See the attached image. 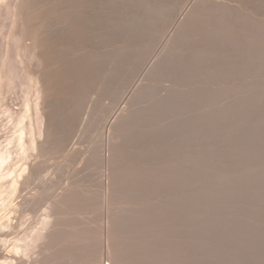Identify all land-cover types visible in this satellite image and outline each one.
Returning <instances> with one entry per match:
<instances>
[{"label": "bare ground", "instance_id": "1", "mask_svg": "<svg viewBox=\"0 0 264 264\" xmlns=\"http://www.w3.org/2000/svg\"><path fill=\"white\" fill-rule=\"evenodd\" d=\"M241 0H239L238 1V4L239 3H241L242 2V4L243 3H246V4H248L245 0H242L241 2H240ZM243 1H245V2H243ZM247 1H249V0H247ZM256 1V0H255ZM263 1V0H262ZM253 0H252V2H250V3H252L253 4ZM260 2V1H259ZM246 4H243V6L245 5V6H249V5H246ZM241 5V4H240ZM256 5V4H255ZM257 5H258V2H257ZM261 5V4H260ZM259 5V6H260ZM242 6V5H241ZM245 6H244V9H245ZM252 6V5H251ZM259 6H256V8L257 7H259ZM255 7V6H254ZM212 8V9H211ZM240 8V6H237V2H236V0H0V116L3 114V116L5 117V119H7V120H9V121H7V122H9V124L7 123V125H8V127H5L4 125H6V124H4V125H1L0 127H2V129H0V201H1V198H2V201L3 202H0V203H2L3 205H0V206H2L3 208H1L0 207V212L2 211V210H4V221H3V223H1V225H0V228H3V229H1V231H0V264H162L165 260H164V258L165 257H167L168 256V254H170L168 257H170L171 258V260H174V261H172L171 262V260L168 258V260L170 261V263H172V264H185L184 263V258H185V256H184V253L186 252H184V247H182L183 245H184V243L187 241V239H186V241L185 240H183V239H185L184 237L186 236V232H181V236L179 237H177L176 235H180V232L178 233V232H176L177 234L175 235V233L172 235V233L173 232H171L170 233V228H169V230H168V232H169V234H171V238H172V240L173 241H171V240H169L168 238V240L171 242V244L174 242V241H176V243H174L176 246L174 247V248H172V247H170V248H172L173 250H170V253H169V251H168V249H166V246H165V244H164V248H161L162 246H163V242H167L168 240L165 238L166 237V234H167V236L169 235L168 233H166L167 231V227L169 226V227H171L170 226V224H171V222H173L174 220L171 218V212H172V209H173V207L176 205V203H177V201L179 202L180 200L176 197L175 199L177 200H175L173 197H175V196H177V192L175 191H173L172 192V190H171V187H174V184H180V182L179 181H182V180H179L178 178H180V175H179V177L177 176V175H175L176 177H178V178H176V180H178V181H176V180H174L175 179V176L174 177H172V175L173 174H176V172H177V168H178V172H179V170L181 169L182 170V168H181V163L179 162H177V160H178V157H180L179 158V160L178 161H180V159H181V157H182V155L181 156H175V157H172V158H174L175 159V161L177 162H173L172 164V166H174L175 164H178V165H175V172L174 171H172V170H167V167H169V169L171 168V169H173V167L170 165L171 164V156H170V162H168V160H167V162L164 160V163L166 162V164H165V166L167 165V163H169L168 165H170V166H166V170L168 171V172H170V171H172V172H174L173 174H172V172H170L171 174H169V173H166V172H164V175L162 176V174L163 173H161V170H160V174H159V172H158V169H163L164 167H163V165H164V163H163V161H161V163L163 164L162 165V167L161 168H155L157 165H155V169L157 170H154V171H156V173H153V174H155L156 176H158V174L161 176V177H159V178H163V179H165L166 178V181H163L162 179H160V180H158V177H156L155 175H152L153 176V179L156 177L157 178V185L156 184H154V185H156V186H160L161 184H163L164 182H165V184H166V186L167 187H169V186H171V187H169L170 188V190L168 189V188H166L165 186L163 187V185H165V184H163V185H161V187H163V188H161V187H159V188H161V189H163L164 191H165V194L164 195H166V196H168V201H171L170 200V198H171V196L172 195H174V196H172V198L174 199H172V201H174V203L173 204H175L173 207H169V205L170 204H172V202L170 203V204H167V203H169L168 201L166 202L165 201V199H167L164 195H163V193L157 188H155L153 185V187L151 186V187H148V186H144L143 184H144V182L143 183H140V184H138L139 182V176H141L140 178H141V181L140 182H142V181H144V180H146V182H145V184H147L148 185V180H149V177L148 176H146V177H148V180L147 179H143L144 178V176L142 177V175H139L138 176V173L137 172H139L140 170L141 171H143L142 169H140L139 171L137 170H135L136 171V176H138V178L135 176V178L137 179L136 181L138 182H136L135 181V178L134 179H131L132 180V187L130 188L129 186H127V187H129V188H127V190L128 191H130V194H129V197L125 194L126 192H128V191H126V189H124L125 188V186H126V184H128L127 182H128V179L131 177H134L133 175H135V171L131 168L130 170H133V171H131V172H133L134 174L133 175H131V173L130 172H128V170L127 169H129L128 167L129 166H131V165H127V168H126V170H124V169H122V168H119L120 166H122V165H120V166H115V167H118L120 170H124V171H126V172H128L129 173V175H130V177H127V175H128V173L126 174V173H124V175H123V172H121V174H122V176H126L125 178H128V179H126V180H124L125 178L124 177H122L121 176V174H120V177L119 178H117L118 176H119V174H117L118 176L116 177L117 178V180L116 181H118V179H119V181H121L122 182V185H120L121 187H119L116 183H119V181L118 182H116V183H114V181H113V179H114V175L116 176V173L114 172V171H116V172H119V170H117L118 168H116V170H115V168H114V152L115 151H113V149L114 150H117L116 152L119 154V148H120V146H119V144L117 143V142H119L118 140V136L120 135V134H118V136L116 135V133H118V132H121V130L123 131L124 129L126 130V129H128V127H130L129 126V122L131 121V117H132V114H131V112H132V107H134V104H133V106L131 105L132 104V102L134 101L133 100V98H134V95L135 94H137V92H138V90H140L139 88H140V85H138V82H137V85H135V75H138V74H140V73H146L147 72V74H148V76H147V74L145 75L146 76V80L148 81H153V77L150 79V75L151 74H149V73H152L153 74V76L155 75V73L157 72V71H159L160 69H162V67H161V65H160V67L158 68L159 70H156V72H155V69L154 70H152V71H149L150 69H152V68H154L155 67V65H157L158 64V58L155 56L154 57V50L156 49V47H157V45L158 44H156L155 42H157L158 43V38L159 37H154L156 40H154V38L152 37L151 39H153L152 41H154L153 42V44L151 45V44H149V43H152V42H150L149 41V43H148V45H147V41L148 40H146L147 39V37L148 38H150V36H152V33H153V30L154 29H156V28H158V27H155V26H157V25H159L158 23L159 22H161L162 24H163V22H170L169 23V25H168V27H167V25L165 26V25H163V27H164V32L162 33V32H158V30H157V32H158V34H161L162 35V37H161V35H160V38H162V40L160 41V39H159V43L160 44H162L163 43V41H164V43H163V45H162V50L158 53V55L159 54H161L162 52H163V50H165V49H168V48H171L172 49V46L176 43H178L179 44V42H180V44H181V40L180 39H182V36L184 37V39H187L186 38V35H187V33L188 34H190L188 31V29H190V27H193V25H195V23L197 22H200L199 24L201 25L202 24V22L204 23V22H207V24L209 23V22H211V21H214L215 23H218L219 24V22H224L225 20L226 21H228V23L229 22H232L233 20H232V16L233 15H237V17L235 18H233V19H237L238 21H241L242 23H244V22H246L247 23V21L248 20H246L247 18V16L249 15H247V16H245L244 14V11L242 10V8H241V10L243 11V15H242V17L241 18H239L238 17V14H240L239 13V9ZM210 9L212 10V11H210ZM238 9V10H237ZM251 9H252V7H251ZM250 9V10H251ZM259 9V8H258ZM240 10V12H242ZM246 10H247V8H246ZM255 10H257V9H255ZM262 10H264V9H262ZM214 12L213 14L212 13H210V12ZM216 11V12H215ZM238 13H236V12ZM247 11H249V10H247ZM252 12V11H251ZM260 12H261V10H260ZM233 13V14H232ZM235 13V14H234ZM255 13V12H254ZM264 13V12H263ZM262 13V14H263ZM232 14V15H231ZM247 14V13H246ZM257 14V13H256ZM262 14H259V15H262ZM210 15L211 16H213V17H210ZM231 15V16H230ZM240 15V16H241ZM245 16V17H244ZM229 17H230V19H229ZM244 17V18H243ZM262 17V16H261ZM210 18H211V20H210ZM213 18L215 19V20H213ZM246 18V19H245ZM253 18V17H252ZM263 18V17H262ZM228 19V20H227ZM241 19H243V20H241ZM245 19V20H244ZM216 20H218V21H216ZM235 21V22H232V23H239L238 21ZM253 20V19H252ZM259 21H260V19H258ZM111 22H114L113 24H115V25H112V23ZM158 22V23H157ZM213 22V23H214ZM248 22H251L250 20L248 21ZM254 22V21H253ZM256 22V21H255ZM260 22H262V20L260 21ZM123 23V24H122ZM220 23V24H221ZM226 23V22H225ZM225 23H222V24H224L225 25ZM241 23V24H242ZM263 23H264V20H263ZM124 24H125V26L126 25H130L129 27L130 28H132L130 31L128 30V32H129V36H131L132 37V41H134L133 39L136 37V35H138V36H141L140 38H138L140 41H141V39H142V37H143V40H146V41H144L145 43H143V45L142 44H140V42H139V40H135V42H137V43H139L138 45H137V50L136 51H138L139 49V47H145V46H147V47H151V48H146L145 47V50L144 51H142V52H140V54H139V52H137V54L136 55H138V58H137V60L135 61V63H133V64H131L130 65V63H129V65L130 66H128V68H126V71L124 72V73H122V74H120V75H113V73H115L116 71H117V69H116V71H114L113 73L112 72H110V71H112L111 70V68H110V63L112 62H110V61H108L107 63L105 62V59H106V57H105V54H104V52H103V50H101V48L100 47H102L101 45H102V42H103V40H104V38H106V37H109V38H111V36H113V34L115 33V32H118V31H120V32H122V31H124V30H126L125 29V27H123L124 26ZM157 24V25H156ZM245 24V23H244ZM262 24V23H261ZM260 24V25H261ZM119 25H121V26H119ZM205 25H206V23H205ZM211 25V24H210ZM209 25V26H210ZM212 25H214V24H212ZM216 25V24H215ZM240 25V24H239ZM250 25V24H249ZM259 25V26H260ZM115 26V27H114ZM128 26H126V27H128ZM196 26V25H195ZM208 26V27H209ZM217 26V25H216ZM220 26V25H219ZM242 26V25H241ZM245 26H246V24H245ZM118 27V28H117ZM161 27V26H160ZM159 27V28H160ZM197 27V26H196ZM202 27V26H201ZM204 27V26H203ZM202 27V29H203V31H205L206 30V28H207V25H206V28L204 29ZM210 27H212V29L214 28L213 26H210ZM234 27V26H233ZM236 27H239L238 25L236 26ZM247 27V26H246ZM251 27L253 28L254 26H252L251 25ZM256 27V26H255ZM254 27V28H255ZM261 27V26H260ZM260 27H258L259 29H260ZM264 27V26H263ZM118 29V31H117V29ZM122 28V29H121ZM124 28V29H123ZM193 28H195V27H193ZM224 27H222V30H221V27H218V29L216 30V33H217V35H220V36H218L219 38L221 37V34L223 35L224 33H227L226 32V29L224 30L223 29ZM227 28L229 29V27L227 26ZM232 28V27H231ZM243 28V27H242ZM250 28V27H249ZM253 28V29H254ZM257 28V27H256ZM257 28V29H258ZM262 28V27H261ZM128 29V28H127ZM196 29H200L199 28V26L196 28ZM202 29H200L201 30V32H203L202 31ZM235 29H237V28H235ZM234 29V31H236ZM245 29V28H244ZM243 29V30H244ZM257 29H254V30H257ZM258 29V31L260 32V30ZM264 29V28H263ZM262 29V31L264 32V30ZM161 31L163 30V28L162 29H160ZM209 30V29H208ZM215 30V29H214ZM214 30H213V32H214ZM238 30V29H237ZM250 30V29H249ZM59 31V32H58ZM207 31V30H206ZM205 31V32H206ZM210 31H211V29H210ZM209 31V32H210ZM232 32H233V30H231ZM239 31V30H238ZM240 31H242V30H240ZM251 31V30H250ZM250 31L248 32V33H250ZM261 31V32H262ZM58 32V33H57ZM127 31H125V32H123V34L125 33V35H127V33H126ZM150 32H151V34H150ZM192 32H193V30H192ZM195 32V31H194ZM208 32V33H209ZM230 32V31H229ZM246 32V31H245ZM253 32V31H252ZM255 32V31H254ZM156 33V32H155ZM196 33H197V31H196ZM211 33H212V31H211ZM215 33V32H214ZM213 33V34H214ZM215 33V34H216ZM234 34H235V32H233ZM237 33V32H236ZM244 33V32H243ZM122 34V33H121ZM157 34V33H156ZM186 34V35H185ZM199 34H201V33H199ZM198 33H197V35L198 36H200ZM203 34V33H202ZM207 34V33H206ZM210 34V33H209ZM214 34V36H217V35H215ZM232 34V33H231ZM241 34H242V32H241ZM256 34V33H255ZM259 34H261V33H259ZM111 35V36H110ZM148 35V36H147ZM150 35V36H149ZM155 35V34H154ZM153 35V36H154ZM191 35H193V33L191 34ZM194 35H195V33H194ZM210 35H212V34H210ZM209 35V36H210ZM227 35H228V33H227ZM230 35V34H229ZM237 35H238V33L236 34V37H237ZM239 35H240V33H239ZM250 36H252L253 37V35L252 34H249ZM258 35V34H257ZM256 35V36H257ZM263 37H264V34H261ZM128 36V35H127ZM145 36H147V37H145ZM189 36V35H188ZM207 36V35H206ZM224 36H225V34H224ZM241 36V35H240ZM243 36V35H242ZM134 37V38H133ZM195 37H197V36H195ZM205 37V36H204ZM208 37V36H207ZM217 37V41H220V39ZM230 37V36H229ZM229 37H228V39H229ZM245 37H246V34H245ZM247 37H248V35H247ZM251 37V38H252ZM258 37V36H257ZM256 37V38H257ZM117 38V37H116ZM203 38V36L201 37V39ZM212 39H213V35H212V37H211ZM223 38V37H222ZM221 38V42H222V40H224V39H222ZM225 38V37H224ZM235 38V37H234ZM249 38V37H248ZM247 38V40H251V39H248ZM255 38V37H254ZM255 38V39H256ZM262 38V37H261ZM260 38V39H261ZM112 40H116V41H118L117 39H115V38H111ZM184 39H182V40H184ZM189 39V38H188ZM187 39V40H188ZM190 39H191V37H190ZM236 39V38H235ZM240 39H241V37H240ZM259 39V38H258ZM257 39V40H258ZM259 39V40H260ZM110 40V39H109ZM111 40V41H112ZM126 40V39H125ZM178 40H180L179 42H178ZM192 40V39H191ZM197 40H198V38H197ZM196 40V41H197ZM203 40H204V38H203ZM208 40V39H207ZM227 40V39H226ZM237 40V39H236ZM244 40H246V38H244L243 39V43H244ZM121 41V40H120ZM120 41H118V42H120ZM186 41V40H185ZM184 41V42H185ZM189 41V40H188ZM193 41V40H192ZM192 41H190V42H192ZM198 41H200V39L198 40ZM206 41V40H205ZM204 41V42H205ZM209 41H214V40H209ZM225 41V40H224ZM228 41V40H227ZM226 41V42H227ZM231 41V40H230ZM239 41V40H238ZM241 41V40H240ZM240 41H239V43H240ZM253 40H251V42H252ZM264 40H262L261 42H263ZM109 42V41H108ZM117 42V43H118ZM123 42H125V41H122V44H123ZM183 42V41H182ZM183 42V43H184ZM201 42H202V40H201ZM237 42V41H236ZM253 42H255V41H253ZM252 42V43H253ZM112 43H114V42H111V44H109V45H116V43L115 44H112ZM141 43H142V41H141ZM182 43V44H183ZM200 43V42H199ZM215 43V42H214ZM217 43V42H216ZM223 43V42H222ZM231 43V42H230ZM235 43V42H234ZM252 43H250V44H252ZM259 43V42H258ZM126 44H128V45H130L129 43H125V45ZM144 44H146L145 46H144ZM156 44V47H154L153 48V45H155ZM159 44V45H160ZM192 44V43H191ZM206 44V43H205ZM205 44L203 43V46H205ZM210 44H211V42H210ZM213 44V43H212ZM220 44V42L217 44V45H219ZM227 44H229V43H226L225 45H227ZM246 44V43H245ZM254 44V43H253ZM253 44H252V47H251V45H250V47H251V49L253 48ZM261 44V43H260ZM260 44H257V43H255V47H256V45H259L260 46ZM263 44V43H262ZM262 44H261V47H262ZM128 45H126V47L128 46ZM151 45V46H150ZM187 45V44H186ZM189 45V44H188ZM193 45V44H192ZM195 45V44H194ZM209 45V44H208ZM222 45V44H221ZM224 45V44H223ZM222 45V46H223ZM232 45V44H231ZM230 45V46H231ZM234 45H236V48H237V44H234ZM241 45V44H240ZM247 45V44H246ZM249 45V44H248ZM248 45H247V47H248ZM103 46H105V45H103ZM121 46V45H120ZM123 47H124V45H122ZM136 46V45H135ZM135 46H132V47H135ZM171 46V47H170ZM176 46V45H175ZM183 46V45H182ZM181 46V47H182ZM202 46V45H201ZM211 46V45H210ZM216 46V45H215ZM220 46V45H219ZM229 46V47H230ZM106 47H108V45H106ZM116 47H117V45H116ZM158 47H160V46H158ZM177 47V46H176ZM178 47H179V45H178ZM191 47V46H190ZM198 47V46H197ZM207 49H208V47L207 46H205ZM221 47V46H220ZM234 47V46H233ZM239 47V46H238ZM260 47V48H261ZM103 48V47H102ZM120 48V47H119ZM152 48L154 49L153 50V52H152ZM186 48V47H185ZM199 48V47H198ZM205 48V49H206ZM210 48V47H209ZM225 48V47H224ZM227 48H228V45H227ZM226 48V49H227ZM231 48H232V46H231ZM244 48H245V46H244ZM257 48H259L258 46H257ZM109 49V48H108ZM127 49H128V47H127ZM125 47H124V51L125 50H127ZM142 50H143V48H141ZM141 49H140V51H141ZM149 49H151V51L149 50ZM173 49L175 50V48L173 47ZM178 49V48H177ZM200 49H202V48H200ZM206 49V50H207ZM213 49H215L214 47H213ZM212 49V50H213ZM221 49V48H220ZM226 49H224V50H226ZM233 49V48H232ZM241 49V48H240ZM254 49V48H253ZM261 49H263V48H261ZM78 50H86V54L84 53V54H82V55H80V58H79V56H78V59L76 58H73V59H75V60H69L70 59V55L71 54H73V51H78ZM132 50H134L133 48H132ZM149 50V51H148ZM158 50V49H157ZM156 50V51H157ZM174 50H171V54H170V49L168 50V53H169V55L168 56H172V51H174ZM188 50H189V48H188ZM187 50V51H188ZM194 50H195V48H194ZM193 50V51H194ZM206 50H204V51H206ZM210 50H211V48H210ZM210 50H208V51H210ZM221 50H223V48L221 49ZM230 50V49H229ZM236 50V49H235ZM238 50V49H237ZM258 50V49H257ZM260 50V49H259ZM258 50V51H259ZM106 53H108V50H104ZM109 51H111V49L109 50ZM112 51H113V49H112ZM135 51V52H136ZM155 51V52H156ZM176 51V50H175ZM174 51V52H175ZM186 51V52H187ZM190 51V50H189ZM203 51V50H202ZM203 51V52H204ZM216 51V50H215ZM219 51V50H218ZM227 51V50H226ZM79 52V51H78ZM165 52L167 53V51L165 50ZM165 52H163L164 54H165ZM191 52V51H190ZM200 52V51H199ZM220 52V51H219ZM222 52V51H221ZM230 52H231V50H230ZM251 52H253L252 50H251ZM255 52V51H254ZM253 52V53H254ZM110 53V52H109ZM113 53L115 54V51H113ZM143 53V54H142ZM176 53V52H175ZM180 53V52H179ZM178 53V54H179ZM198 53V52H197ZM208 53V52H207ZM206 52H205V54H207ZM216 53V52H215ZM226 53V52H225ZM224 53V54H225ZM229 53V52H228ZM245 53H247V52H245ZM249 53V52H248ZM257 53V52H256ZM255 53V55H258V54H256ZM259 53H262L261 51H259ZM114 54H110V56H109V54L107 55L106 54V56L108 57L109 56V58H108V60L110 59V58H115L114 56H111V55H114ZM186 54V53H185ZM187 54H190V53H187ZM193 54H195L196 55V53H194L193 52ZM201 53H199V54H197V55H200ZM205 54H204V56H205ZM230 54V53H229ZM228 54V55H229ZM252 54V53H251ZM121 57H122V55L121 54H119ZM129 55V54H128ZM157 55V54H156ZM177 55V54H176ZM195 55H194V57H192L193 58V61H194V59L196 58L195 57ZM82 56V57H81ZM118 56V55H117ZM163 56V55H162ZM174 56H175V54H174ZM173 56V57H174ZM225 56V55H224ZM229 56H231L232 57V55H229ZM239 56V55H238ZM251 56H253V55H251ZM263 56V55H262ZM127 57H129V56H127ZM152 57H154V58H152ZM164 57V56H163ZM163 57H161V60L160 61H162V59H163V61H166L165 59L167 58L166 57V54H165V58H163ZM178 57V56H177ZM176 57V58H177ZM179 57H181V56H179ZM187 57V56H186ZM201 57V56H200ZM206 57H208V56H206ZM228 57V56H227ZM230 57V58H231ZM240 57V56H239ZM256 57V56H255ZM125 58V57H124ZM129 58H131V56L129 57ZM129 58H125V59H128L129 60ZM175 58V57H174ZM191 57H190V59H192ZM199 58V57H198ZM202 58V57H201ZM209 58V57H208ZM235 58H237V57H235ZM243 58H245V57H243ZM250 58V57H249ZM253 58V57H252ZM252 58H251V60H252ZM117 60H119V62L121 61V59H120V57L119 58H116ZM132 59V58H131ZM171 60V57L170 58H168V60ZM187 59H188V57H187ZM186 59V60H187ZM190 59H188L187 61L189 62V60ZM197 59V58H196ZM204 59V58H203ZM234 59V58H233ZM240 59H241V57H240ZM247 58H245V60H246ZM254 59L255 58H253V61H254ZM261 59H263V57L261 58ZM110 60H112V59H110ZM177 60H179V59H177ZM199 60V59H198ZM201 60V59H200ZM206 60H207V58H206ZM228 60H229V57H228ZM231 61H232V59H230ZM229 60V61H230ZM244 60V59H243ZM250 60V61H251ZM258 60V58L255 60V63H256V61ZM107 61V60H106ZM124 61H126V60H124ZM130 61V60H129ZM128 61V62H129ZM132 61H133V59H132ZM132 61H130V62H132ZM193 61H192V63L191 64H193L194 65V63H193ZM226 61H227V58H226ZM236 61V60H235ZM240 61V60H239ZM249 61V59H248V62H250ZM260 61V59L258 60V62ZM110 62V63H109ZM114 63H115V61H113ZM166 62H168V61H166ZM173 62V61H172ZM175 62V61H174ZM174 62H173V64H174ZM185 62V61H184ZM191 62V61H190ZM196 62V61H195ZM242 62H244V61H242ZM114 63H112V65L114 64ZM121 63H123V62H121ZM120 63V64H121ZM126 63V62H125ZM159 63H161V62H159ZM165 63V62H164ZM201 63V62H200ZM199 63V64H200ZM202 63H204V62H202ZM201 63V64H202ZM227 63H228V61H227ZM231 63H233V62H231ZM246 63H247V60H246ZM254 63V65H256ZM260 63H261V61H260ZM128 64V63H127ZM198 64V63H197ZM226 64V63H225ZM229 64V63H228ZM251 63H249V65H250ZM125 64H122V65H118V66H123V68H125V66H127V65H125ZM159 65V64H158ZM235 66H236V64H234ZM240 65V64H239ZM244 65H246V64H244ZM253 65V63L251 64V66ZM257 65H258V63H257ZM115 66V65H114ZM162 66H163V64H162ZM172 66V65H171ZM186 66H187V64H186ZM189 67H190V64L188 65ZM192 66V65H191ZM197 66V65H196ZM228 66V65H227ZM233 65H231V67H232ZM248 66V65H247ZM174 67V66H173ZM172 67V68H173ZM193 67H195V66H193ZM192 67V68H193ZM240 67V66H239ZM115 68H116V66H115ZM118 68H120V67H118ZM167 68H169V67H167ZM166 68V69H167ZM200 67H198L197 69H196V71L199 69ZM202 68V67H201ZM200 68V69H201ZM165 69V70H166ZM170 69V68H169ZM177 69V68H176ZM182 69H184V67L182 68ZM186 69H188V67L186 68ZM123 70V69H122ZM163 71H165L164 69H162ZM162 70H160V71H162ZM168 70V69H167ZM178 70V69H177ZM189 70V72H190V68L188 69ZM192 70H194V69H191V71ZM121 71V70H120ZM120 71H118V72H120ZM149 71V72H148ZM159 71V72H160ZM184 71H186V70H184ZM195 71V72H196ZM199 71V70H198ZM78 72H81V76L84 74V76L86 75V76H92V75H95V79L94 80H90V81H95L96 82V80H97V77H99V78H101V82H102V84L103 85H105L106 86V88H105V90H104V92L106 91V92H108V89H109V92L108 93H106V95H108L109 97H111L110 95H109V93H110V91H112V90H114V91H112L113 93H114V96L115 97H117L118 96V104H119V109H118V111L115 109V111H117V112H111V113H109V111H105L104 112V110H102V107L100 108V107H98V109L96 110V109H92L93 111L94 110H96V111H94V113L92 114V115H94L93 116V118H91V120L92 119H96V120H94V121H98V122H93V120L91 121V123L89 124L90 125V127H91V125H95L96 123H98L99 125H100V123H99V121L101 122V121H103L102 122V124H101V128L103 129V131H105V130H107V141H106V145L105 146H103V148H100V150H97L96 149V151L98 152L97 154L98 155H96V151H95V155L97 156L96 158H98V156H99V159H100V161L102 162V166H104L105 168V170H102L101 172H103V171H105V173H104V175H103V173H100V177H99V175H97L96 176V174H97V172H96V174H95V177H99V179H98V181H97V178H96V181L97 182H100L101 181V184L99 183V186L97 185V187H98V189H95L96 190V192L93 190L94 188H96V187H93V188H91L92 186H93V183H92V181H91V183H92V186H88L89 184H91V183H85L86 184V186H84L83 184L82 185H76V183H70V184H66V185H64V186H61L60 188H58L57 190H56V188L57 187H55L54 186V179L56 180V178H54L53 176V178H51V177H49V173H48V171L50 170L51 171V169L50 168H52L51 166H50V164H49V159H51L50 158V156L52 155V153H53V155L54 154H56V152H57V155H56V158H57V156H58V153H60L59 155H60V158H61V155L62 156H64L63 154H66L67 156H69V157H71V158H73L74 157V159L73 160H77L76 159V157H75V147H72L73 145L70 143L71 142V139L73 138V136H77V135H73V136H70L71 135V133L70 132H68V134L66 133V131L69 129H67L66 130V127H65V129H64V127L63 126H61L60 125V123L62 124V125H64L63 123L64 122H66L65 124L66 125H68V121H70L69 119H70V113L72 112V109L71 108H67L68 110L66 111V113L67 114H63L62 112H60V111H62V110H59L58 108L61 106L62 107V105H63V103H62V105H59V107L57 106V101H56V93H57V91L60 89H65V88H67V87H72L73 85L74 86H76V85H78V83L80 82V80L79 79H83V77L81 78H78V80H79V82H78V80H76L77 82H75L74 80L73 81H71V77H73L74 75H76ZM167 71H165V73H166ZM177 72V71H176ZM183 72V71H182ZM83 73V74H82ZM112 73V74H111ZM173 74H174V72H172ZM164 74V73H163ZM190 74H191V72H190ZM168 75V78H170L171 76H170V74H167ZM172 75V74H171ZM192 75H194V73L192 72ZM77 76V75H76ZM140 77H142L141 75H139ZM162 76V75H161ZM170 76V77H169ZM173 76V75H172ZM90 77H88V78H90ZM174 77V76H173ZM177 77V76H176ZM172 78V77H171ZM76 79V78H75ZM86 79V78H85ZM91 79V78H90ZM139 79V78H138ZM155 79H158L159 80V82H161L162 80L161 79H159L158 77L157 78H155ZM177 79H178V77H177ZM88 80V79H87ZM141 80V79H140ZM157 80V81H158ZM164 80V79H163ZM173 80V79H172ZM171 80V81H172ZM175 80V79H174ZM179 80V79H178ZM83 81V80H82ZM97 81H99V79L97 80ZM142 81H144V80H142ZM155 82H156V80H154ZM171 81H169V82H171ZM175 81H177V80H175ZM77 83L76 85H75V83ZM84 82L86 83V81H83V84H84ZM87 82H89V81H87ZM146 82V81H145ZM145 82H143V83H145ZM178 82V81H177ZM90 83V82H89ZM99 83V82H98ZM142 83V84H143ZM171 83H173V82H171ZM176 83V82H175ZM83 84H79V86L77 87V91H78V89L80 90L81 88H83ZM100 84V83H99ZM191 84V83H190ZM189 84V85H190ZM87 85H89V84H87ZM150 85V84H149ZM170 85V84H169ZM73 86V87H74ZM81 86V88H79ZM98 86H100V85H98ZM98 86H97V88H98ZM102 86V85H101ZM143 86V85H142ZM145 86H146V83H145ZM144 86V87H145ZM160 87H163L162 86V84L161 85H159ZM158 86V87H159ZM172 86V85H171ZM177 86H180V85H177ZM176 86V87H177ZM183 86V85H182ZM187 86H188V83H187ZM186 86V87H187ZM85 87V86H84ZM104 87V86H103ZM147 87V86H146ZM148 87H151V86H148ZM160 87H159V89H160ZM185 87V88H186ZM192 87V86H191ZM195 87H197V86H195ZM76 88V87H75ZM75 88H74V90H75ZM102 88V87H101ZM152 88V87H151ZM173 88V87H172ZM192 88H194V87H192ZM14 89H15V91L18 89L19 91H20V93H21V98H18L19 100L17 101V103H15V104H7V103H5L4 102V96H6L5 94H7V93H9V92H11V90H13L14 91ZM115 89L116 90H119L118 92L117 91H115ZM150 89V88H149ZM158 89V90H159ZM165 89V88H164ZM169 89V88H168ZM180 89V88H179ZM182 89V88H181ZM180 89V90H181ZM70 90V89H69ZM89 90V92H91L90 91V89H88ZM88 90L86 91L87 93H88ZM95 90H97V89H95ZM142 90V89H141ZM156 90V89H155ZM162 90V88L160 89V91ZM175 90V89H174ZM174 90H172V91H174ZM189 90V89H188ZM193 90V89H192ZM192 90H190V91H192ZM195 90V89H194ZM196 90H198V89H196ZM195 90V91H196ZM19 91H17V92H19ZM70 91H72V90H70ZM69 91V92H70ZM83 91L84 90H82L81 89V93H76L77 94V98L79 97L80 98V95H83ZM143 92L145 91V90H142ZM162 91H164V90H162ZM179 90H177V92H178ZM187 91V90H186ZM65 92H66V89H65ZM69 92H68V94H69ZM74 92V91H73ZM86 92H85V94H86ZM95 92V91H94ZM165 92V91H164ZM181 92V91H180ZM182 92H184L185 93V91H182ZM181 92V93H182ZM194 91H192V92H190V93H193ZM75 93V92H74ZM93 93V92H92ZM97 93H99V92H97ZM96 93V94H97ZM113 93L111 94L112 96H113ZM115 93H116V95H115ZM161 93V92H160ZM184 93H182V94H184ZM187 94H188V96H189V99L191 100V98L194 96V93H193V96H191V94H189V91H187L186 92ZM197 94H198V92H196ZM101 94V93H100ZM105 93H103V95H104ZM144 94V93H143ZM147 93H145V95H146ZM173 94V93H172ZM177 94V93H176ZM72 95V94H71ZM73 95H75V94H73ZM88 95L90 96L91 94L90 93H88ZM93 95V94H92ZM105 95V96H106ZM181 94L179 93V95L177 96V97H179ZM100 96V95H99ZM168 96V95H167ZM174 96V95H173ZM185 96H186V94H185ZM184 96V97H185ZM198 95H196V97H197ZM61 97V96H60ZM82 97V96H81ZM84 97V96H83ZM87 97V96H86ZM102 97V96H101ZM115 97H114V99H115ZM165 97V96H164ZM171 97V96H170ZM182 97V96H181ZM180 97V98H181ZM85 98V97H84ZM84 98H83V100H84ZM87 98H89V97H87ZM86 98V99H87ZM98 99H99V97H97ZM103 99L104 98H107V97H102ZM169 98V97H168ZM174 98V97H173ZM239 98V97H238ZM59 99H61V98H59ZM85 99V100H86ZM90 99V98H89ZM92 99V98H91ZM112 99V98H111ZM161 99V98H160ZM172 99V98H171ZM171 99L170 100H168V101H171ZM183 99V101H185L184 100V98H182ZM196 99V98H195ZM194 99V100H195ZM237 99V98H236ZM65 100V99H64ZM71 100V99H70ZM77 100V99H76ZM84 100V101H85ZM88 100V99H87ZM86 100V102L85 103H87L88 101ZM96 100V99H95ZM94 100V101H95ZM140 100H142V97H141V99ZM145 100V99H144ZM174 100H175V98H174ZM174 100H172V101H174ZM240 100H242L241 101V105H242V102H243V99H240ZM61 101H62V99H61ZM82 100H81V98H80V102H81ZM93 101V102H94ZM100 101V100H99ZM116 101H117V99H116ZM171 101V102H172ZM182 100H179V102H181ZM237 101H238V99H237ZM247 101V100H246ZM245 101V102H246ZM166 102V101H165ZM176 102H178V100L176 101ZM185 102H187V101H185ZM184 102V103H185ZM188 102H189V100H188ZM193 99H192V101H191V103L193 104ZM77 103V102H76ZM103 103V102H102ZM105 103V102H104ZM142 103V102H141ZM157 103V102H156ZM160 103H162L163 104V102L162 101H160ZM182 103V102H181ZM74 104V103H73ZM80 104H83V101H82V103H80ZM79 104V105H80ZM95 104H97V103H95L94 102V104L93 105H95ZM106 104V103H105ZM116 104H117V102H116ZM167 104V103H166ZM168 104H170V103H168ZM186 104V103H185ZM189 104V103H188ZM65 105V104H64ZM84 105H86V104H83V106ZM88 106L90 105H92V103H90V102H88V104H87ZM92 105V106H93ZM103 105V104H102ZM112 105V104H111ZM114 105H115V102H114ZM137 105V104H136ZM143 105V104H142ZM176 105V104H175ZM174 105V106H175ZM181 105V104H180ZM183 105V104H182ZM181 105V106H182ZM191 104H189V106H190ZM235 104L233 103V106H234ZM237 105H238V102H237ZM246 105V104H245ZM245 105H243V106H245ZM90 106H89V108H90ZM91 106V107H92ZM98 106H100V105H98ZM106 106V105H105ZM104 106V107H105ZM132 106V107H131ZM151 106V105H150ZM152 106H156V108H157V106L158 105H152ZM159 106H161V105H159ZM168 107H170L169 105H167ZM177 106V105H176ZM175 106V108H177ZM183 106H185V105H183ZM188 106V105H187ZM229 106H230V104H229ZM58 107V108H57ZM72 107V106H71ZM74 107V106H73ZM78 107V106H77ZM76 107V108H77ZM80 107V106H79ZM96 107V106H95ZM94 107V108H95ZM103 107V108H104ZM107 107V106H106ZM113 107V106H112ZM139 107V106H138ZM142 107V106H141ZM140 107V109H142V110H144L145 108H144V106L141 108ZM148 107V106H147ZM146 107V108H147ZM231 107V106H230ZM240 107V106H239ZM86 108H88V107H86ZM88 108V110H90ZM107 108H109V107H107ZM174 108V107H173ZM182 108V107H181ZM188 108V107H187ZM233 108V107H232ZM231 108V110H233ZM237 108V107H236ZM61 109V108H60ZM80 109V108H79ZM82 109V108H81ZM104 109H106V108H104ZM136 109V108H135ZM140 109H138V110H140ZM157 109H159V107L157 108ZM170 109H172V108H170ZM222 109V108H221ZM221 109H218V110H220L221 111ZM229 109V108H228ZM242 109V108H241ZM63 110H65V109H63ZM77 110V109H76ZM108 110H110V109H108ZM146 110H148V109H146ZM155 110V109H154ZM159 110H162V109H159ZM176 110V109H175ZM183 110V109H182ZM79 111V110H78ZM84 111H86V110H84ZM92 111V112H93ZM157 111V110H156ZM165 111V110H164ZM181 111V110H180ZM214 111V110H213ZM140 112V111H139ZM150 112V111H149ZM163 112V111H162ZM161 112V113H162ZM184 112H185V110H184ZM73 113H74V111H73ZM75 113H77V112H75ZM82 113V112H81ZM86 113H87V111H86ZM136 113H137V110H136ZM135 113V111H133V114L135 115L136 114ZM160 113V114H161ZM165 113V112H164ZM164 113L163 114H161V115H164ZM180 113V112H179ZM186 113V112H185ZM212 113V112H211ZM217 113V112H216ZM70 114V115H69ZM78 114V113H77ZM139 114H141V112L139 113ZM146 114V113H145ZM150 114V113H149ZM176 114V113H175ZM175 114H174V117H176L175 116ZM213 114V113H212ZM215 114V113H214ZM213 114V115H214ZM219 114V113H218ZM222 114V113H221ZM235 114V113H234ZM237 114V113H236ZM65 116V118H64V122H60L63 118H61V117H64ZM81 115V114H80ZM89 115V114H88ZM91 115V114H90ZM151 115V114H150ZM188 115V114H187ZM192 115V114H191ZM194 115V114H193ZM3 116H2V118H3ZM83 116V115H82ZM141 116H146V117H150V116H148V115H143V114H141ZM169 116V115H168ZM195 116V115H194ZM215 116H217V115H215ZM220 116V115H219ZM235 116V115H234ZM233 116V117H234ZM74 117V116H73ZM72 117V118H73ZM152 117V116H151ZM181 117V116H180ZM186 117H189V116H186ZM211 117H212V115H211ZM232 117V116H231ZM232 117V118H233ZM60 118H61V120H60ZM89 118V117H88ZM140 118V117H139ZM142 118V117H141ZM171 118H172V116H171ZM183 118V117H182ZM192 118V117H191ZM197 118V117H196ZM196 118H195V120H196ZM213 118H215V117H213ZM220 118V117H219ZM228 118V117H227ZM231 118V119H232ZM76 119V118H75ZM149 119L150 118H148V122H149ZM152 119V118H151ZM175 119V118H174ZM184 119V118H183ZM189 119V118H188ZM193 119V118H192ZM216 119V118H215ZM78 120H80V119H78ZM82 120V119H81ZM85 120V119H84ZM84 120H82V121H84ZM182 120V119H181ZM214 120V119H213ZM218 120V119H217ZM73 121V120H72ZM150 121H153V120H150ZM175 121H176V119H175ZM180 121V120H179ZM183 121V120H182ZM197 121V120H196ZM221 121H223V120H221ZM225 121H227V120H225ZM230 121V120H229ZM4 122V121H3ZM75 122V121H74ZM134 122V121H133ZM147 122V121H146ZM157 122H159V121H157ZM156 122V123H157ZM161 122H165V121H161ZM198 122V121H197ZM209 122V121H208ZM212 122H214V121H212ZM216 122V121H215ZM219 122V121H218ZM86 123V122H85ZM92 123H95V124H92ZM131 124L130 125H134V124H136V122L134 123V124H132V122H130ZM155 122H154V124H156ZM167 123V122H166ZM176 123H177V121H176ZM196 123V122H195ZM194 123V124H195ZM222 123V122H221ZM220 123V124H221ZM227 123V122H226ZM70 124V123H69ZM78 124V123H77ZM164 124V123H163ZM181 124V123H180ZM188 123H186V125H187ZM189 124H191V123H189ZM208 124H210V123H208ZM214 125H216L215 123H213ZM228 124V123H227ZM10 125V126H9ZM87 125V124H86ZM128 125V126H127ZM139 125V124H138ZM161 125V124H160ZM170 125H171V123H169V127H167V129L168 128H170ZM173 125H175V124H173ZM183 125V124H182ZM193 125V124H192ZM205 125H206V123H205ZM210 125H212V124H210ZM214 125H213V128H214ZM219 125V124H218ZM218 125L216 126V127H218ZM222 125V124H221ZM221 125H220V127H221ZM223 125H225V122H224V124ZM69 127H70V125H68ZM98 126V125H97ZM144 126H145V124H144ZM146 126H150V125H148V123H147V125ZM156 126V125H155ZM164 126V125H163ZM172 126V125H171ZM181 126V125H180ZM179 126V127H180ZM184 126H185V124H184ZM191 126V125H190ZM190 126H187V128L189 127L190 128ZM194 126H197V125H194ZM87 127V126H86ZM94 127V126H93ZM161 127V126H160ZM178 127V128H179ZM192 127V126H191ZM71 128V127H70ZM77 128V127H76ZM75 128V129H76ZM92 128V127H91ZM97 128V127H96ZM95 128V129H96ZM107 128V129H106ZM145 128H147V127H145ZM144 128V129H145ZM175 128V127H174ZM186 127H185V129H187ZM195 128V127H194ZM223 129H224V127H222ZM72 129V128H71ZM75 129H73V130H75ZM95 129H93V130H95ZM151 129H152V127H151ZM155 129H156V127H155ZM158 129V128H157ZM160 129H162V128H160ZM176 129V128H175ZM174 129V130H175ZM180 129V128H179ZM183 129V128H182ZM215 129V128H214ZM218 129V128H217ZM220 129V128H219ZM226 129H227V127H226ZM70 130V129H69ZM78 130V129H77ZM91 130V129H90ZM92 130V131H93ZM124 130V131H125ZM136 130V129H135ZM159 130V129H158ZM170 130V129H169ZM168 130V131H169ZM181 130V129H180ZM184 130V129H183ZM182 130V131H183ZM188 130V129H187ZM186 130V131H187ZM192 130H194V129H192ZM191 130V131H192ZM213 130V129H212ZM130 131H132V130H130ZM129 131V132H130ZM141 131V130H140ZM164 131H165V129H164ZM163 130H162V132H164ZM178 131V130H177ZM182 131H178V132H181V133H179V134H182V135H184L183 133H182ZM190 131V130H189ZM190 131V133H193V132H191ZM219 131V130H218ZM227 131H228V129H227ZM88 132H90V131H88ZM139 132V131H138ZM149 131L147 130V131H145V133H147V136H151V135H148L149 133H148ZM151 132V131H150ZM167 132V131H166ZM172 132V131H171ZM178 132L176 133V134H178ZM185 132V131H184ZM214 132V131H213ZM217 132V131H216ZM102 133V132H101ZM136 133H137V131H136ZM142 133H144V132H142ZM221 133V132H220ZM223 133V132H222ZM226 133V132H225ZM127 134V133H126ZM130 134V133H129ZM133 134H134V132H133ZM218 134H219V132H218ZM103 135H104V133H103ZM122 135H123V132H122ZM122 135H120V136H122ZM125 135V134H124ZM123 135V136H124ZM159 135V134H158ZM158 135H156V136H158ZM161 135V134H160ZM167 135H168V132H167ZM173 135V134H172ZM181 135V136H182ZM194 135V134H193ZM193 135H191L190 134V136L189 135H187V136H189L190 138L193 136ZM122 136V137H123ZM144 136H146V135H144L143 134V136L142 137H144ZM146 136V137H147ZM155 136V135H154ZM155 136V137H156ZM165 136H166V134H165ZM177 136V138L179 139L180 138V136L178 137V135H176ZM176 136H174V138L176 137ZM72 137V138H71ZM125 137V136H124ZM123 137V138H124ZM127 137V136H126ZM126 137H125V139H126ZM132 137H135V136H131V138ZM154 137V139L157 141V139ZM168 137H169V135H168ZM103 138V137H102ZM119 138H121V137H119ZM130 137L128 136V139H129ZM136 138V137H135ZM135 138H133V142L135 141L134 139ZM141 138V137H140ZM152 138H153V136H152ZM159 138H160V136H159ZM161 138H163V137H161ZM172 138V137H171ZM171 138H168V139H170V140H172ZM185 138H186V136H185ZM195 138V137H194ZM74 139V138H73ZM76 139V138H75ZM127 139V140H128ZM143 139V138H142ZM141 139V140H142ZM149 139V138H148ZM165 139H167V136H166V138ZM191 139H193V137L191 138ZM99 140V139H98ZM101 140V139H100ZM105 140V139H104ZM129 140H131V139H129ZM158 140H160V139H158ZM175 140V139H174ZM177 140V139H176ZM176 140H175V142H176ZM185 140V139H184ZM184 140H182V141H184ZM189 140V139H188ZM196 140V139H195ZM96 141V140H95ZM94 141V142H95ZM123 141V140H122ZM140 141V140H139ZM139 141H137V142H139ZM144 141V140H143ZM151 141V138H150V140H149V142ZM169 141V140H168ZM179 141H181V139L180 140H177V142H179ZM194 141V140H193ZM126 142V141H125ZM129 142H131V141H129ZM129 142H127V143H129ZM163 142V141H162ZM166 142V141H165ZM171 142H173V141H171ZM176 142V143H177ZM190 142V141H189ZM191 142H192V140H191ZM197 142V141H196ZM195 142V143H196ZM144 143H146L145 141H144ZM143 143V144H144ZM151 143H152V141H151ZM175 143V144H176ZM181 143V142H180ZM180 143H177V145L176 146H178V144L180 145ZM184 144H186L185 142H183ZM118 145L119 146V148L117 149V147L118 146H116V149L114 148L115 147V145ZM123 144V143H122ZM121 144V145H122ZM126 144V143H125ZM125 144H123L124 146H125ZM135 144V143H134ZM167 144V143H166ZM171 144H174V142L173 143H171ZM190 144V143H189ZM127 145V144H126ZM128 145H131V144H128ZM154 145V144H153ZM167 145H169V144H167ZM123 146V147H124ZM138 146V145H137ZM136 146V147H137ZM149 146H150V143H149V145L148 146H146L147 148H149ZM162 145L160 144V147H161ZM173 146V145H172ZM175 146V145H174ZM181 146V145H180ZM189 146V145H188ZM194 146H195V144H194ZM87 147V146H86ZM95 147L96 148H98L97 146H94V149H95ZM105 147V148H104ZM127 147V146H126ZM131 147V146H130ZM140 147H141V143H140ZM156 147V146H155ZM157 147H158V145H157ZM156 147V148H157ZM164 147V146H163ZM182 148H185V147H183V146H181ZM181 147H179V148H181ZM199 147V146H198ZM129 148V147H128ZM162 148V147H161ZM166 148V147H165ZM169 148V150H171L173 153L174 152H176L174 155H177V153H179L180 151H182V150H180L179 152H178V150H176V151H173L174 149H175V147H173L174 149H170V147H168ZM181 148V149H182ZM93 149V150H94ZM105 149V150H104ZM125 149V148H124ZM133 149V148H132ZM136 149V148H135ZM141 149V148H140ZM167 149V148H166ZM177 149H178V147H177ZM191 149H193V148H191ZM195 149V148H194ZM197 149V148H196ZM195 149V150H196ZM200 148H198L197 150H199ZM93 150H91L92 152V156H93ZM127 150V149H126ZM137 150V149H136ZM135 150V151H136ZM150 150H152V148H150ZM121 151V150H120ZM125 151V150H124ZM129 151V150H128ZM153 151V150H152ZM151 151V152H152ZM163 151V150H162ZM166 151V150H165ZM165 151H163L164 153H165ZM170 151V152H171ZM187 151V150H186ZM190 151V150H189ZM55 152V153H54ZM154 152V151H153ZM168 151H166V153H167ZM192 152V151H191ZM196 152V151H195ZM195 152H193L194 154H195V156H196V153ZM199 153H200V151H198ZM116 153V155L118 156V154ZM121 154H123L122 152H120ZM130 153H132V152H130ZM129 153V154H130ZM135 153H137V152H135ZM140 153H141V151H140ZM165 153V154H166ZM181 153V152H180ZM90 154V153H89ZM121 154H119V155H121ZM128 154V155H129ZM143 154V153H142ZM149 154V153H148ZM151 154V153H150ZM163 154V153H162ZM168 154V153H167ZM166 154V155H167ZM182 154V153H181ZM184 154H186L185 152H184ZM192 154V153H191ZM193 154V155H194ZM52 155V156H53ZM80 154H78V156H79ZM141 155V154H140ZM165 155V156H166ZM169 155V154H168ZM173 155V156H174ZM179 155V154H178ZM198 155V154H197ZM51 156V157H52ZM84 156V155H83ZM91 156V155H90ZM124 156V155H123ZM122 156V157H123ZM131 156V155H130ZM142 156V155H141ZM144 156H146V155H144ZM143 156V157H144ZM162 156V155H161ZM164 156V155H163ZM184 156V155H183ZM194 156V157H195ZM200 156V155H199ZM198 156V157H199ZM54 157V156H53ZM52 157V158H53ZM80 157V156H79ZM94 157V156H93ZM121 157V156H120ZM134 157V156H133ZM154 157V156H153ZM169 157V156H168ZM168 157H165V158H168ZM55 158V159H56ZM58 158H59V156H58ZM70 158V159H71ZM81 158V157H80ZM87 159H89V156H87L86 157ZM92 158V157H91ZM123 158H125V157H123ZM176 158H177V160H176ZM188 158V157H187ZM192 158V157H191ZM197 157H195V159H196ZM65 159H67V158H65ZM93 159V158H92ZM91 159V160H92ZM119 159V158H118ZM126 159V158H125ZM130 159V158H129ZM131 159H133V158H131ZM136 159V158H135ZM146 159V158H145ZM144 158H143V160H145ZM153 159V158H152ZM162 159V158H161ZM169 159V158H168ZM183 159V158H182ZM181 159V160H182ZM193 159V158H192ZM195 159H193V162H194V160ZM199 159V158H198ZM202 159V158H201ZM52 160V159H51ZM82 160H85V157H84V159L82 158ZM89 161L90 163L89 164H91V162L92 161ZM98 160V159H97ZM128 160V159H127ZM150 160H151V158H150ZM154 160H156L155 158H154ZM185 160H186V158H185ZM184 160V161H185ZM197 160V159H196ZM88 161V160H87ZM129 161V160H128ZM134 161V160H133ZM189 161V160H188ZM65 162V161H64ZM72 162H74V161H72ZM84 162H86V160L84 161ZM94 162H97V161H94ZM120 163L122 162V161H119ZM123 162H125V160L123 161ZM139 162H140V160H139ZM152 162V161H151ZM157 162V161H156ZM160 162V161H159ZM197 162H199L198 160H197ZM197 162H195L196 164H197ZM58 163V162H57ZM66 163H68L67 161H66ZM66 163H63V164H66ZM131 163H133V162H131ZM134 163H135V161H134ZM153 163V162H152ZM155 163V162H154ZM161 163H159V165L161 166ZM186 163H188V162H186ZM195 163H193L194 164V166H195ZM51 164H53V165H55V162H53V163H51ZM71 164H73V163H71ZM81 164H82V161H81ZM86 164H87V162H86ZM85 163L84 164H82V166L83 165H85V166H87ZM95 164V163H94ZM115 164H117V163H115ZM127 164H130V163H127ZM140 164V163H139ZM138 164V165H139ZM157 164H158V162H157ZM182 164H183V166H184V162H182ZM200 164V163H199ZM203 164V163H202ZM201 164V165H202ZM208 164H210V163H208ZM59 165H61V164H59ZM67 166H68V164H66ZM92 165V164H91ZM96 165H97V163H96ZM96 165H93V166H96ZM137 165V166H138ZM147 165V164H146ZM154 165V164H153ZM186 165V164H185ZM188 165V164H187ZM200 165V166H201ZM84 166V167H85ZM88 166H90V165H88ZM92 166V167H93ZM100 166H101V164H100ZM132 166H134V165H132ZM176 166H177V168H176ZM178 166H180V168L178 167ZM202 166H205V165H202ZM201 166V167H202ZM259 166H261V165H259ZM59 167V166H58ZM62 167V166H61ZM71 167H72V165L71 166H69L68 168H70L71 169ZM91 167V168H92ZM142 167V166H141ZM185 167H190V171H191V166H185ZM208 167V166H207ZM210 167V166H209ZM263 167V169H264V166H262ZM261 167V168H262ZM54 168V169H53ZM53 168H52V170H58V168H56V165H55V167L53 166ZM56 168V169H55ZM87 169H89L88 167H86ZM90 168V169H91ZM95 168V167H94ZM96 168H98V167H96ZM95 168V169H96ZM124 168V167H123ZM138 168H140V167H138ZM144 168V167H143ZM193 168V167H192ZM211 168V167H210ZM254 168H255V166H254ZM258 168V167H257ZM61 170H63V167L62 168H60ZM94 169V170H95ZM101 169H103V167H101ZM100 169V170H101ZM148 169H149V166H148ZM165 169V168H164ZM163 169V170H164ZM185 169V168H184ZM189 169V168H188ZM194 169V168H193ZM259 169V168H258ZM56 170V171H57ZM60 170V171H61ZM78 170H81V168L80 169H77V170H75V171H77L78 172ZM97 170V169H96ZM145 170V169H144ZM187 170V169H186ZM200 170V169H199ZM203 170V169H202ZM201 170V171H202ZM257 170V169H256ZM73 171V170H72ZM83 171H85V170H82V172L81 173H83ZM87 171V170H86ZM140 171V173H142ZM153 171V170H152ZM183 171V170H182ZM194 171V170H193ZM245 171V170H244ZM243 171V172H244ZM260 171V170H259ZM261 171H262V169H261ZM88 172H90L89 170H88ZM91 172H92V170H91ZM100 172V171H99ZM157 172H158V174H157ZM186 172V171H185ZM242 172V171H241ZM253 172H255V170H253ZM252 172V173H253ZM257 172V171H256ZM263 172V171H262ZM54 173V172H53ZM52 172H51V174H53ZM56 173V172H55ZM64 173V172H63ZM74 173H76V172H74ZM81 173L79 174V175H81ZM86 173V172H85ZM84 173V174H85ZM150 173V172H149ZM166 173V174H165ZM179 173H181V171L179 172ZM183 173H184V171H183ZM193 173V172H192ZM222 173V172H221ZM233 173V172H232ZM261 173V172H260ZM83 174V175H84ZM88 174V173H87ZM92 174H93V172H92ZM101 174L103 175V177H102V180H100V178H101ZM126 174V175H125ZM144 174H146V173H144ZM167 174H168V179H169V181L167 180ZM178 174V173H177ZM182 174V173H181ZM185 174V173H184ZM190 174V173H189ZM188 174V175H189ZM198 174V173H197ZM197 174H196V176H197ZM218 174V173H217ZM228 175H229V173H227ZM230 174H231V172H230ZM249 175H250V173H248ZM254 174H256V173H254ZM56 177L59 175V173H58V175H56V174H54ZM64 175V174H63ZM76 175H78V174H76ZM83 175H81V176H83ZM89 176H87V177H91V175L90 174H88ZM128 175V176H129ZM148 175V174H147ZM166 175V176H165ZM195 175V174H194ZM213 175H216L215 173L213 174ZM222 175H223V173H222ZM246 175V174H245ZM244 175V176H245ZM258 175H260L259 173H258ZM258 175L256 174V176L258 177ZM51 176V175H50ZM61 175H59L58 176V178L57 179H61L62 180V177L61 178H59ZM152 176H150V177H152ZM155 176V177H154ZM181 176H183V175H181ZM185 176V175H184ZM199 176V175H198ZM227 176V175H226ZM231 176V175H230ZM229 176V177H230ZM233 176V175H232ZM237 176H238V174H237ZM237 176H236V178H237ZM251 176V175H250ZM84 177H86V176H84ZM94 177V178H95ZM193 177V176H192ZM217 177H218V175H217ZM240 177V176H239ZM238 177V178H239ZM241 177H243V176H241ZM246 177H247V175H246ZM253 177V176H252ZM74 178V177H73ZM79 178H80V184L82 183V181L83 180H85L84 178H82V177H80L79 176ZM83 180H82V179ZM92 178H93V176H92ZM122 178H124V179H122ZM172 178V180H171V182H170V179ZM174 178V179H173ZM186 178V177H185ZM196 178V177H195ZM216 178V177H215ZM219 178V177H218ZM222 178V177H221ZM224 178V177H223ZM234 179H235V177H233ZM232 178V179H233ZM67 179V178H66ZM76 179V178H75ZM74 179V180H75ZM121 179V180H120ZM139 179V180H138ZM143 179V180H142ZM181 179V178H180ZM183 179V178H182ZM188 178H186V180H187ZM194 179V178H193ZM198 179H199V177H198ZM197 179V180H198ZM202 179V178H201ZM211 179H212V176H211ZM210 179V180H211ZM233 179V180H234ZM248 179V178H247ZM260 179H262V178H260ZM71 180H72V178H71ZM100 180V181H99ZM123 180L124 181H126V184H123ZM136 182V184L134 185V181ZM151 181H149V182H154L155 180H152V179H150ZM163 181V183L161 182L160 183V181ZM191 180H192V178H191ZM191 180H189V181H191ZM196 180V179H195ZM241 180V179H240ZM243 180H244V178H243ZM249 180H252V179H249ZM58 181V180H57ZM56 181V182H57ZM67 181H69V180H67ZM88 181V180H87ZM95 181V182H96ZM155 181V182H156ZM158 181H159V183L160 184H158ZM168 181V182H167ZM174 181V182H173ZM175 181H176V183H175ZM188 181V180H187ZM215 181V180H214ZM225 181V180H224ZM223 181V182H224ZM235 181H236V179H235ZM237 181L239 182V180L237 179ZM248 181V180H247ZM256 181V180H255ZM261 181H263V179L261 180ZM59 182H62V181H59ZM59 182H57V183H59ZM71 182V181H70ZM121 182H120V184H121ZM152 182V183H153ZM213 182V181H212ZM217 182H219V181H217ZM222 182V181H221ZM225 182H227V180L225 181ZM234 182V181H233ZM240 182H242V181H240ZM239 182V183H240ZM39 183H42L41 184V187H42V185H43V190L41 191L40 189H41V187L40 188H35V190L36 189H39L40 191H38V192H31L32 190H34V188L32 187V186H34V185H36L35 187H39L38 185H39ZM57 183H56V186H57ZM66 183V182H65ZM130 183H131V181H130ZM129 183V184H130ZM169 183H174V184H169ZM183 183V182H182ZM192 183H195V182H192ZM38 184V185H37ZM62 184V183H61ZM114 184H115V186H114ZM151 184V183H150ZM149 184V185H150ZM167 184H169V185H167ZM125 185V186H124ZM133 185L135 186L134 188L136 189V192L138 193V191L140 192V189H144L145 188V190H146V187L148 188L147 190H149V192H150V189L149 188H151V191L152 192H156L155 190H158L157 192H161L159 195H161V198L162 199H164L163 201H165V203L167 204V206L169 207V209H168V207L167 206H165L166 208L165 209H167L168 210V213L170 212V210H171V212L168 214L167 213V211H166V213L168 214L167 216L169 217H167L168 218V221H167V218L166 217H164L165 215H166V213L164 214V215H159V214H157V215H155L156 214V212L158 211V209L159 208H164V206L161 204V207H159L158 209L157 208H155L156 209V211L154 212L155 214L152 216V217H150V221L151 222H153L154 220V217H156V216H163V218H162V220L163 221H165V224H167V222H170V224L168 223L165 227H163L165 224L164 223H161L160 225H161V227H163V233H164V235L165 236H161V235H163V233H162V228L161 229H157V228H159V226L160 225H158V227L156 228L155 227V225L154 226H152L151 224H149L150 226H152V228L154 227V229L156 228L157 229V233H158V231L159 230H161V231H159V234H160V232H161V235H157V236H159V237H157L156 235H154V233H156L155 231H156V229L155 230H153L152 229V233H153V231H154V233H153V235L154 236H156L155 237V241L157 242H159V241H161L162 240V238H163V240H165V241H163L162 240V245L160 244V245H158L159 243H156L157 245V247H160L161 249H162V251H161V249H159L158 248V250L159 251H157L156 250V252L155 251H152V249L153 250H155V249H157V248H155V247H152L151 245H153L154 246V244H155V242H153L154 240H152L153 238H154V236L153 237H150V234L152 235V233H151V231H150V229L151 228H149V231L148 230H146V228H145V230L147 231H144L145 232V236H143V231L142 232H140V230L141 229H143V225L145 224V223H143V225H141L140 227H142V228H140V227H137L138 225H140L141 223H142V221H143V217H141V215H143L142 213H145V215L147 214L145 211H144V209H143V211H140L141 212V214H140V212L139 211H137L136 213L139 215L138 217L140 218V219H142V220H139V221H141V223H139L138 224V220L136 219V213H134V215H136V216H132L131 218H130V216L129 217H127L128 215H124L125 214V212H121L120 210H119V208H120V204H119V202L122 204V201L121 200H123V198H122V194H123V192L122 191H124L125 193L123 194V195H125V196H123V197H125V198H131V195H133V196H135V193H133V192H135V191H133L132 190V193L133 194H131V189H133ZM136 185H137V188H136ZM138 185L140 186V187H142V188H139L138 187ZM183 185V184H182ZM234 185V184H233ZM59 186V185H58ZM88 186V187H87ZM95 186V185H94ZM119 187V188H117V190L119 191V189H121L123 186V189L124 190H121V192L122 193H120V196H121V200L119 199V196H118V191H116V187ZM181 186V185H180ZM180 186H178L179 187V189H180ZM198 186V185H197ZM177 187V188H178ZM183 187V186H182ZM181 187V188H182ZM196 187V186H195ZM199 187V186H198ZM152 188L153 189H155L154 191L152 190ZM175 188H176V186H175ZM175 188H174V190H175ZM191 188H193V187H190V191H191ZM32 189V190H31ZM134 189V190H135ZM166 189H167V191H170V192H172V193H170L171 194V196L169 197V195H168V193L166 192ZM173 189V188H172ZM178 189V190H179ZM183 189V188H182ZM182 189H180L181 190V192H182ZM187 189V188H186ZM185 189V190H186ZM197 189V188H196ZM34 190V191H35ZM145 190H143V193H145V195L143 194V199L144 198H147V199H152L153 197V195L151 196V197H149V194H151V192L148 194V196H146L147 194H146V191ZM177 190V189H176ZM177 190V191H178ZM179 190V191H180ZM184 190V189H183ZM184 190V191H185ZM188 190V191H189ZM198 190V189H197ZM228 190H230V188H228ZM93 191V192H92ZM145 191V192H144ZM192 191H194V190H192ZM224 191V190H223ZM94 192H95V194H94ZM141 192H142V190H141ZM148 192V191H147ZM157 192L156 193H154V194H157ZM186 192V191H185ZM197 192V191H196ZM229 192V191H228ZM238 192V191H237ZM167 193V194H166ZM180 193V192H179ZM186 193H188V192H186ZM191 193H194V192H191ZM199 193V192H198ZM219 193V192H218ZM222 193V192H221ZM220 193V194H221ZM227 193V192H226ZM226 193H224V194H226ZM257 193V192H256ZM92 194V195H91ZM95 195V206H93V208L94 207H96V205H97V208L96 209H98V214H97V212H95V215L94 216H98L99 215V217H97V219H93V214H94V212L93 211H91V214L89 213L90 212V209H89V206H91V205H89V204H87V203H85V202H83V204L85 203V205H82L83 207H85L86 206V204L88 205V206H86V208L87 209H89V210H86L85 208V210H86V212H85V210H84V212L85 213H83L82 214V211H83V207L81 206V211L79 210L80 209V206L78 207V203H79V201L81 200L80 199V197L81 196H83L84 198L86 197V198H89V201H94V198H93V196ZM153 194V193H152ZM176 194V195H175ZM183 194V193H182ZM182 194H180V195H182ZM189 194H190V192H189ZM214 194V193H213ZM219 194V195H220ZM223 194V195H224ZM231 194V193H230ZM229 193H228V195H230ZM234 194H239V193H234ZM258 194V193H257ZM137 195V194H136ZM140 195V197L142 196L141 194H138L137 196H139ZM163 195V196H162ZM179 194H178V197L180 196ZM186 195V194H185ZM188 195V194H187ZM186 195V196H187ZM195 195V196H194ZM194 195H193V197L195 198L196 196H197V194H195L194 193ZM228 195H226V196H228ZM259 195V194H258ZM89 196V197H88ZM132 196V197H133ZM137 196H135V197H137ZM157 196V195H156ZM184 196V194L182 195V197ZM216 196H217V194H216ZM149 197V198H148ZM154 197H155V195H154ZM190 197H192V196H189V198ZM222 196H220V198H221ZM232 197V196H231ZM230 197V198H231ZM124 198V200H126ZM142 198V197H141ZM140 198V199H141ZM186 198H188V196L186 197ZM188 198V199H189ZM223 198V197H222ZM221 198V199H222ZM228 198V197H227ZM237 198V197H236ZM235 198V199H236ZM132 199V198H131ZM130 199V203H125L126 205L127 204H133L134 203V200L132 201ZM135 199H137L136 201H139L138 200V197L137 198H135ZM146 199V200H147ZM149 199V200H150ZM183 199V198H182ZM181 199V200H182ZM191 199V198H190ZM197 198H195V200H196ZM120 200V201H119ZM227 200V199H226ZM230 200V199H229ZM232 200V199H231ZM86 201V200H85ZM145 201V200H144ZM151 201V200H150ZM182 201H185V197H184V199L182 200ZM182 201L181 202H179L180 204L182 203ZM186 201H188L189 202V200H186ZM183 202V203H187V202ZM125 202V201H124ZM123 202V203H124ZM133 202V203H132ZM139 202H141V201H139ZM143 202V201H142ZM191 202V201H190ZM231 202V201H230ZM93 203V202H92ZM137 203V202H136ZM147 203H148V200H147ZM164 203V202H163ZM183 203H182V205H180L179 204V206H183ZM82 204V203H81ZM91 204V203H90ZM124 204V205H125ZM178 204V203H177ZM92 205H94V204H92ZM123 205V204H122ZM126 205L124 206V207H122V209H124V208H126ZM138 205H140V206H144V205H146V203H138ZM165 205V204H164ZM189 205H191V203L189 204ZM188 205V206H189ZM128 206V205H127ZM170 206H172V205H170ZM184 206H185V210H186V205L184 204ZM183 206V207H184ZM200 206V205H199ZM92 207V206H91ZM178 207V206H177ZM177 207H175L176 209H177ZM79 208V209H78ZM147 208H148V206H147ZM172 208V209H171ZM174 208V209H175ZM188 208H190V207H188ZM202 208V207H201ZM254 208V207H253ZM257 208V207H256ZM259 208V207H258ZM95 209V208H94ZM93 209V210H94ZM173 209V210H174ZM181 209H183V211H185L184 210V208H179V209H177V211L175 212V210H174V212H172V215H174V216H176L175 214H177L178 216L180 215V211H181ZM250 209V208H249ZM126 210H127V208H126ZM126 210H124V211H126ZM148 210V209H147ZM162 210H164V209H162ZM161 210V211H162ZM180 210V211H179ZM255 210V209H254ZM257 210V209H256ZM40 211H43V212H41L40 213ZM87 211H89L88 213L89 214H87ZM96 211V210H95ZM135 211V210H134ZM159 211H160V209H159ZM165 211V210H164ZM202 211H203V209H202ZM206 211V210H205ZM213 211V210H212ZM116 212H120L119 214H117ZM152 212H153V210H152ZM163 212V211H162ZM162 212H159V213H162ZM204 212V211H203ZM117 215H116V214ZM122 213H124V214H122ZM128 213V212H127ZM130 213V212H129ZM158 213V212H157ZM181 213H183L182 211H181ZM184 213H186V211L184 212ZM3 214V213H2ZM121 214V215H120ZM132 214V213H131ZM148 214H150L149 216H151L152 215V213H148ZM163 214V213H162ZM26 215H29V216H31L32 217V215H33V218L32 219H34V220H29V222L27 223V224H25L26 223V221H25V219L27 218H25V216ZM122 215H124V216H122ZM182 216H183V214H181ZM180 215V216H181ZM186 216H187V214H185ZM92 216V217H91ZM174 216H172L173 218H174ZM178 216H177V218H175V219H178ZM179 216V217H180ZM209 215H207V217H208ZM145 217H147V218H149L148 217V215H146ZM188 217V216H187ZM204 217V216H203ZM206 217V218H207ZM128 218L130 219V221L128 222ZM138 218V219H139ZM153 218V219H152ZM164 218H165V220H164ZM181 218V217H180ZM180 218L178 219V220H175V223L177 222V224H178V221H179V223L181 222V220L183 221V223L181 224H178V225H184V223H185V221H186V217L185 218H181V220H180ZM1 219V218H0ZM27 219H30V217L29 218H27ZM26 219V220H27ZM94 221H93V220ZM132 219V220H131ZM133 219L135 220L134 222H137V226H135V227H137V228H140V230L139 229H137V230H139V231H137L136 229H135V227H133L134 228V230H132L133 232L135 231H137L138 232V234H142L141 236H139V237H143V239H145V238H147L146 239V243H145V241H143V242H141V240H143V239H141V238H139V237H136L135 238V236H137V235H135V234H133V232L132 231H129V230H131L130 228L132 227V226H134V225H136L135 223H134V225H133ZM146 219V218H145ZM155 219H157V217L155 218ZM172 219V220H171ZM183 219H185V220H183ZM191 219H192V217H191ZM96 220V221H95ZM147 220V219H146ZM160 219L158 218V224L160 223V222H162L161 220L159 221ZM189 220H190V218H189ZM195 220V219H194ZM28 221V220H27ZM145 221V220H144ZM143 221V222H144ZM157 221H155V224H157L156 222ZM188 221V220H187ZM186 221V222H187ZM192 220H190V221H188V223L189 224H191L190 222H191ZM149 222V221H148ZM147 221H146V225H147V223H148ZM127 223V224H126ZM128 223L130 224H132V226H129L130 228H128V229H125V228H127L126 226L128 225ZM154 223V222H153ZM174 223V224H175ZM188 223H186V224H188ZM193 223V225L191 224L190 226H193V228L192 227H190V231H191V229L193 230V229H195L194 227H198L197 225H196V223L197 222H195V221H193L192 222ZM195 223V224H194ZM162 224H163V226H162ZM173 224V225H174ZM186 224L184 225V226H186ZM188 224V225H189ZM24 225H25V227H24ZM176 225V224H175ZM174 225V226H175ZM187 225V226H188ZM195 225V226H194ZM145 226V225H144ZM174 226H173V228H172V230L174 229ZM186 226V228L187 229H185L183 226H180L181 228L183 227L184 229H185V231L186 230H189V226L187 227ZM176 227H177V225H176ZM175 227V228H176ZM180 227H178V228H176V230L178 229V231H180V230H183V229H180ZM200 227V226H199ZM198 227V228H199ZM165 228H166V230H165ZM197 228V230H199ZM147 229H148V225H147ZM171 230V231H172ZM175 229H174V231H176ZM197 230H195V232L197 231ZM166 231V232H165ZM140 232V233H139ZM148 232H150V233H148ZM192 232V231H191ZM191 232H189L190 233V236L188 237V236H186V237H188L190 240V243H191V239L193 238V236H194V239H195V237L197 236V234H196V236L195 235H193L192 237H191V235H192V233ZM193 232H194V230H193ZM194 232V233H195ZM206 232V230H204V233ZM146 233H148V236L151 238L150 239V241L151 242H149L148 241V236L146 235ZM188 233V232H187ZM188 233V234H189ZM198 233V232H197ZM207 233V232H206ZM184 236H183V235ZM135 235V236H134ZM175 235V236H174ZM199 235V234H198ZM160 236H161V238H160ZM170 236V235H169ZM173 236V237H172ZM182 236H183V238H182ZM178 238V241H177V238ZM137 238H139V239H137ZM165 238V239H164ZM170 238V239H171ZM175 238V239H174ZM180 238H182V239H180ZM197 238H201L200 236H198ZM132 241H131V240ZM141 239V240H140ZM159 239H161V240H159ZM193 239V240H194ZM203 239H204V237H203ZM213 239V238H212ZM181 240H182V242H181ZM185 241V242H184ZM189 241H188V243H189ZM218 241V240H217ZM165 242V243H166ZM170 242H167V248L169 247L168 246V244L170 243ZM183 243V244H181V243ZM194 242H198V244H199V242H200V240L198 239V241H195L194 240ZM194 242H192V243H194ZM201 242H202V239H201ZM212 242H213V240H212ZM214 242H216V241H214ZM152 243V244H151ZM187 243V242H186ZM187 243V244H188ZM189 243V244H190ZM191 243V244H192ZM146 244H151V245H147L148 246V248H150V249H147L146 248V246H143V245H146ZM173 244V245H174ZM188 244V245H189ZM198 244H196V246L197 247H195V248H198L199 247V249H198V253L200 252L199 250L200 249H202V246L200 247V246H198ZM216 244H217V242H216ZM170 245V244H169ZM173 245H170V246H173ZM182 245V246H181ZM192 245H194L195 246V244H192ZM192 245H190L191 247H190V249L191 250H193L194 252H195V248H194V246H193V248H192ZM201 245V244H200ZM144 247L147 249H144ZM186 247H187V245H186ZM185 247V250H187V252L189 251V253L191 252V254L193 253V251H191L190 249L188 250V248H186ZM169 248V249H170ZM163 249H165V250H163ZM195 249V250H194ZM146 250V251H145ZM168 251V253H167V255H165V257H160V255H163L164 256V253L166 254V252ZM160 251L162 252L161 254H160ZM163 251H164V253H163ZM166 251V252H165ZM171 251H172V253H171ZM202 251V250H201ZM146 252H150L152 255H149L148 253H146ZM188 253V254H189ZM196 254V253H193L192 254V256L189 258V259H187L188 257H186L185 259H187L188 260V262H190L191 263V260H194V261H192V262H194V264H196L195 263V260H196V258L195 259H192V258H194L196 255H199V254ZM146 254H148V256H146ZM160 254V255H159ZM187 253H185V255H186ZM196 254V255H195ZM201 254V253H200ZM203 254V253H202ZM159 255V256H158ZM193 255H195L194 257H193ZM157 256L159 257V259L157 258ZM200 256V255H199ZM203 256V255H202ZM202 256H200L199 258H200V262L199 263H204L205 261H203V262H201V257ZM212 257V256H211ZM160 258H163V259H161V261L163 260V262H161L160 261ZM205 260L207 259V258H204ZM161 262H159V261ZM168 260H167V262H168ZM187 260H185V261H187ZM202 260H203V258H202ZM208 261H209V259H208ZM174 262V263H173ZM188 262H186V264H188ZM196 262H198V258H197V260H196ZM207 262V261H206ZM209 262H211V261H209ZM208 262V263H209ZM166 263V261L163 263V264H165ZM189 263V264H190ZM212 263V262H211ZM166 264H169V262L168 263H166ZM193 264V263H192ZM198 264V263H197ZM210 264V263H209Z\"/></svg>", "mask_w": 264, "mask_h": 264}, {"label": "rangeland", "instance_id": "2", "mask_svg": "<svg viewBox=\"0 0 264 264\" xmlns=\"http://www.w3.org/2000/svg\"><path fill=\"white\" fill-rule=\"evenodd\" d=\"M238 1L239 0H236V2H237V6H240V10H241V8H242V10L244 11V15L245 16H247L248 14V16L245 18L246 20H250L251 22H248L247 21V23L246 22H244L245 24H246V26H245V24L244 23H242L241 21H238L237 19H233L235 16L237 17V15L235 14V15H233L232 16V22H235L236 20L239 22V23H232V22H229L228 23V21H224V22H222V23H225V25L224 24H222L221 22H219V24L218 23H215L214 21H211V22H209L208 24H207V22H202V24L200 25L199 23L200 22H196L195 23V25L198 27L199 26V28L200 29H202V27L205 29L206 28V25H207V28H206V32L205 31H203V29H202V31L203 32H201V30L200 29H196L197 27L195 26V25H193V27H195V28H193V27H190V29H188L189 31V33L190 34H188L187 33V35H186V38L189 40H187V39H184V37L182 36V39H184V40H182V39H180L181 40V44H180V40H178V42H179V44L177 43H175L173 46H172V49L171 48H168V49H165L166 51H167V53L165 52V50H163V52H165V54H166V61H168V62H166V61H163V59H162V61H160L161 60V57H163V58H165V54L162 52L161 54H159L158 55V53L162 50V45H163V43H164V41H163V43L162 44H160L159 43V39H160V41L162 40V38H160V35L164 32V30L168 27V25H169V23L168 22H163V24L161 23V22H157L159 25H157V26H155V27H158V28H156V29H154L153 30V33H152V36H150V38H148L147 36H145V37H147V39L146 40H148L147 41V45H148V43H149V41L150 42H152V43H149V44H153V42L154 41H152L153 39H151L152 37L154 38H156V37H159L158 38V43L157 42H155L156 44H158L157 45V47H156V44L155 45H153V48L154 47H156V49L154 50L153 48H152V52H153V50H154V57L156 56L157 58H158V64L157 65H155V67L154 68H152V69H150L149 71H152V70H154L155 69V72H156V70H159L158 68L160 67V65H161V67H162V69H166L167 67H169V68H167L165 71H167L166 73H165V71H163L162 69H160V70H162V71H157L156 73H155V75L153 76V74L152 73H149V74H151L150 75V79L152 78L153 79V81H147L146 79V74H147V72L146 73H140V74H138V75H135V85H137V82H138V85H140V90H138V92H137V94H135L134 95V98H133V102H132V106H133V104H134V107H132V112H131V114H132V117H131V121L130 122H132V124H134L135 122H136V124H134V125H130L131 123L129 122V126L130 127H128V129H124L123 131L121 130V132H118V133H116V135L118 136V134H120V135H122V132H123V135L126 137V139H125V137L123 138L122 136H118V141L119 142H117L118 144H119V146H120V148H119V146L116 144L115 145V149H116V146H118L117 147V149L119 150V154H121L120 152H124L123 154H121V155H119L117 152V150H114L113 149V151H115L114 152V168H115V170H116V168H118V167H115V166H120V165H122V166H120L119 168H122V169H124V170H126V168H127V165L129 166V165H131V166H129L128 168L129 169H127L128 170V172H130L131 173V175H133L134 173L133 172H131V171H139L140 169H142L143 171H141L142 173H140V171L139 172H137L138 173V176L139 175H142V177L144 176V178L143 179H147L148 180V177H149V180H148V185L147 184H145V182H146V180H144V181H142V182H140L141 181V176H139V183L136 181L137 179L135 178V176H136V171H135V175H133L134 177H130V175H129V173L128 172H126V171H122V170H120L119 168L117 169V170H119V172H116V171H114L115 173H116V176L114 175L113 177H114V179H113V181H114V183H116V182H118L119 181V179H118V181H116L117 180V178H119L120 177V174H121V172H123V175H124V173H128V175H127V177H130L129 179L128 178H125L126 176H122V174H121V176L122 177H124V178H122V179H124V180H126V179H128V184H126V181H124L123 180V184H126V186H125V188L124 189H126V191H128L127 190V188H131L132 187V180L131 179H134L135 178V181L138 183V184H140V183H143L144 182V186L146 185V186H148V187H151L152 185L156 188H158L159 190L161 189V188H163L164 186L166 187V188H168L169 190H170V188L169 187H171V186H169V187H167L166 186V184H165V182L163 183V181H166V178L165 179H163V178H159V177H161L160 175V170H161V173H163L162 174V176L164 175V172H166V173H169V174H171L170 172H172V171H176L174 168H175V165H178V164H175L174 166H172L176 161H175V159L174 158H172V157H175V156H181L182 155V157H181V159H180V161H178L179 160V158L180 157H178V160H177V158H176V160H177V162L179 163H181V168H182V170L184 171V173H183V171L180 169L179 170V172L181 171V173H179L178 172V168H177V166H176V168H177V172H176V174H173L174 172H172V177H174L175 175H177L178 177H179V175H180V178H178V177H176L175 176V179L174 180H176V178H178L179 180H182V181H179L180 182V184H177L176 183V181H178V180H176L175 181V183L176 184H174V183H172V184H174V187H171V190H172V192L174 191H176L177 193V196H175V197H173L174 199L177 197L180 201L179 202H181L183 199H184V197H185V201L186 200H189V202L188 201H186L187 203H183V202H185V201H182V203H183V206H184V204L186 205V210H185V206L183 207V206H179V202L177 201V203H176V205L175 204H173L174 203V201H172V196H174V195H172L171 196V194L170 193H172V192H170V191H167V189H166V192L168 193V195H169V197L171 196V198H170V200L171 201H168V196H166V195H164L165 194V191L163 190V189H161L160 191L163 193V195L167 198V199H165V201L167 202H169V203H167V204H170L171 202H172V204H170V205H172V206H170L169 205V207H173L174 205V207H173V209L175 208V207H177V209H179V208H184V210L186 211V213H184L185 211H183V209H181V211L183 212V213H181V211H180V215L181 214H183V216L181 215H179L181 218H185L186 217V221L188 220V221H190V220H192L190 223L193 225V221H195V222H197L196 223V225L199 227H194L195 229H193L194 230V232H195V230H197V228L199 229V230H197L195 233L193 232V230L191 229V231H190V227H192L193 228V226H190L191 224H189L188 223V221L186 222L185 221V223H184V225L186 224V223H188V224H186V226L189 228V230H186L185 231V229H187L186 228V226H184V225H178V224H182L183 223V221L181 220V218L177 215V214H175L176 216H174V215H172V212H174V210H175V212L177 211V209L175 208L174 210L172 209V212H171V210H170V212H171V218L174 220L173 222H171V224H170V222H167V224L169 223L170 224V226L173 228V226L176 224L177 225V227H176V225L174 226V229L176 230V228H178V227H180V226H183L182 228L180 227V229H183V230H180V231H178V229L176 230V231H174V229L172 230V228L171 227H167L166 225L167 224H165V221H163L162 220V218H163V216H156L157 217V219H155L156 217H154V223L153 222H151L149 219H150V217H152L155 213V211H156V209L155 208H159V207H161V204L164 206V208H162V209H164V210H162L161 208H159L160 209V211H159V209H158V213L156 212V214L155 215H157V214H161V215H164L165 213H166V211H167V213H168V210L167 209H165L166 207L165 206H167V204L165 203V201H163L164 199H162L161 198V195H159L161 192L159 191V192H157L158 190H155V189H153L152 188V190L154 191H156L157 192V194H154V193H156V192H152L151 191V188H149L150 189V192H151V194H149L150 192H149V190H147L148 188L146 187V190L148 191H146L145 190V188L144 189H140V192L138 191V193L136 192V189L134 188L135 186V184H136V182L134 181V185H133V189H131V194H133V193H135V196H137L138 194H141L142 196V198L140 197V195L139 196H137L138 197V200L139 201H141V202H139V201H136L137 199H135V198H137V197H135V196H133V195H131V198H125V197H123V196H125V195H123L125 192L124 191H122L123 192V194H122V198H123V200H121L120 198H121V196H120V193H122L121 192V190H124L123 189V187L121 188V189H119V191L117 190V188H119V187H121L120 185H122V182L121 181H119V183H116L118 186L116 187V191H118V196H119V199L122 201V204L119 202V204H120V208H119V210L121 211V212H125V214L124 213H122V214H124L125 216L126 215H128L127 217H129L130 215V218L134 215V213H136L137 211H143V209H144V211L147 213L146 215H148V217L149 218H147V217H145L146 215H145V213H142L143 215H141V217H143L142 219H143V221H142V223H141V221H139V220H142V219H140L138 216V212L136 213V215H134V216H136V219L139 221L138 222V224L139 223H141L140 225H138L137 224V222H134L135 220L133 219V225H134V223L136 224V225H134V226H132V224L130 223H128V225L126 226L127 228H125V229H128V228H130L129 226H132L130 229L131 230H129V231H132V230H134V228L133 227H135V226H137V227H140L141 225H143V223H145L142 227H143V229H141L140 230V228H142V227H140V228H137V227H135V229L137 230V229H139L140 230V232H142L143 230L144 231H146V230H148L149 231V228H151L150 229V231H151V233H152V229L153 230H155L157 227H158V225H160L161 223H164L165 225L163 226V224H162V226L163 227H167L168 229L166 230V228H165V230L167 231H165L166 233H168L169 234V232H168V230H169V228H170V233L171 232H173L172 233V235L175 233V235L177 234L176 232H180V235H176L177 237L179 236H181V232L183 233V232H186V236H190V233L189 232H191L192 233V235H191V237L193 236V235H195L196 236V234H197V236L195 237V239H194V236H193V238L191 239V243L192 242H194V240L195 241H198V239L200 240V242H199V244H198V242H194V243H192V244H195V246L194 245H192L191 243H190V239L188 238V237H184L185 239H183V240H185L186 241V239H187V243H188V241H189V245L185 242L184 243V245L182 246V247H184V252L185 253H187L186 255H185V253H184V256H185V258L186 257H188L187 259H189L191 256H192V254L193 253H198L197 251H198V249H199V247L198 248H195V247H197L196 246V244H198V246H202V249H200L199 251V255L200 256H202L201 257V262H203V261H205L204 263H202V264H264V169H263V167L262 166H264V41L263 42H261L262 40H264V37L261 35V34H264V32L262 31V29L264 28L263 26H264V23H263V20H264V10H262V9H264V0L262 1V0H253L254 2H253V4L252 3H250V2H252V0H249V1H247V0H245L248 4H246V3H243V4H246V5H249V6H245V9H244V6H243V4H242V0L240 1L241 3H239L238 4ZM245 1H243V2H245ZM260 1V2H259ZM257 2H258V5H257ZM242 6H241V5ZM256 4V5H255ZM261 4V5H260ZM252 5V6H251ZM260 5V6H259ZM255 6V7H254ZM256 6H259V7H257L256 8ZM251 7H252V9H251ZM246 8H247V10H249V11H247L246 10ZM259 8V9H258ZM212 9V8H211ZM210 9V11H212ZM251 9V10H250ZM255 9H257V10H255ZM238 10V9H237ZM240 10H239V13L240 14H238L236 11V13L238 14V17L239 18H241L242 17V13H243V11L242 12H240ZM260 10H261V12H260ZM209 11V12H210ZM252 11V12H251ZM216 12V11H215ZM255 12V13H254ZM210 13H214V12H210ZM247 13V14H246ZM257 13V14H256ZM263 13V14H262ZM233 14V13H232ZM231 14V15H232ZM242 14V15H241ZM259 14H262V15H259ZM230 15V16H231ZM241 15V16H240ZM244 16V17H245ZM263 18H262V17ZM210 17H213V16H211L210 15ZM235 17V18H236ZM243 17V18H244ZM253 17V18H252ZM229 19H230V17H229ZM244 19V20H245ZM253 19V20H252ZM258 19H260V21L262 20V22H260ZM210 20H211V18H210ZM213 20H215L214 18H213ZM231 20V19H230ZM241 20H243V19H241ZM216 21H218V20H216ZM254 21V22H253ZM256 21V22H255ZM214 22V23H213ZM112 23V25H115V24H113L114 22H111ZM205 23H206V25H205ZM221 23V24H220ZM242 23V24H241ZM262 23V24H261ZM123 24V23H122ZM168 24V25H167ZM211 24V25H210ZM212 24H214V25H212ZM217 26H216V25ZM240 24V25H239ZM250 24V25H249ZM261 24V25H260ZM163 25H167V27L164 29V27H163ZM213 26L214 28L212 29V27H210V26ZM220 25V26H219ZM239 26V27H236V26ZM242 25V26H241ZM251 25L252 26H256L257 28L258 27H260V32L258 31V29L255 27H253L254 29H257V30H254L252 27H251ZM260 25V26H259ZM116 26V25H115ZM114 26V27H115ZM119 26H121V25H119ZM126 26H128V25H126ZM125 26V24H124V26L123 27H125V29L126 30H124V31H122V32H120V31H118V27L116 28L117 29V31L118 32H115L114 34H113V36H111V38H115V39H117L118 41H120V42H118V41H116V40H112L111 38H109V37H106V38H104V40H103V42H102V47H100L101 48V50H103V52H104V54H105V57H106V59H105V62L107 63L108 61H112L111 63H110V68H111V70L112 71H110V72H114V71H116V69H117V71L115 72V73H113V75H120V74H122V73H124L125 71H126V68H128V66H130L131 64H133V63H135V61L137 60V58H138V55H136L137 54V52H139V54H140V52H142V51H144L145 50V47L146 48H151V47H147V46H145L146 44H144V46L145 47H139L138 49V51H136L137 50V45L139 44V43H137V42H135V40L137 39V40H139L138 38H140L141 36H138V35H136V37L133 39L134 41H132L131 39H132V35L131 36H129L130 34H129V32H128V30L130 31L132 28H130L129 26L128 27H126ZM161 26V27H160ZM202 26V27H201ZM209 26V27H208ZM227 26L229 27V29L227 28ZM234 26V27H233ZM160 27V28H159ZM218 27H221V30H222V27H224L223 29L225 30L226 29V32L228 33V35H227V33H224L225 34V36H224V34L222 35L221 34V37L219 38L218 36H220V35H217V33H216V30L218 29ZM232 27V28H231ZM243 27V28H242ZM250 27V28H249ZM128 28V29H127ZM163 28V30L161 31L160 29H162ZM235 28H237V29H235ZM245 28V29H244ZM122 29V28H121ZM124 29V28H123ZM209 29V30H208ZM210 29H211V31H212V33H211V31H210ZM215 29V30H214ZM234 29L236 30V31H234ZM244 29V30H243ZM251 31H250V30ZM157 30H158V32L160 33V32H162L161 34H158V32H157ZM192 30H193V32H192ZM213 30H214V32L216 33H214L213 32ZM231 30H233V32H235V34L231 31ZM240 30H242V31H240ZM264 30V29H263ZM125 31H127L126 33H127V35H125V33L123 34V32H125ZM195 31V32H194ZM196 31H197V33L199 34V33H201V34H199L200 36H198L197 35V33H196ZM210 31V32H209ZM246 31V32H245ZM250 31V33H248ZM253 31V32H252ZM255 31V32H254ZM262 31V32H261ZM59 32V31H58ZM57 32V33H58ZM157 34H156V33ZM210 34H212L213 35V39L211 38L212 37V35H210ZM238 33V35H237V37H236V34ZM241 32H242V34H241ZM244 32V33H243ZM122 33V34H121ZM193 33V35H191ZM194 33H195V35H194ZM203 33V34H202ZM207 33V34H206ZM215 35H217V36H214V34ZM232 33V34H231ZM239 33H240V35H239ZM256 33V34H255ZM259 33H261V34H259ZM150 34H151V32H150ZM155 34V35H154ZM230 34V35H229ZM245 34H246V37H245ZM249 34H252L253 35V37L252 36H250ZM258 34V35H257ZM154 35V36H153ZM189 35V36H188ZM208 37H207V36ZM210 35V36H209ZM243 35V36H242ZM247 35H248V37H247ZM258 37H257V36ZM195 36H197V37H195ZM203 36V38H204V40H203V38L201 39V37ZM205 36V37H204ZM230 36V37H229ZM117 37V38H116ZM161 37H162V35H161ZM190 37H191V39L193 40H191L190 39ZM217 37L220 39V41H217L218 39H217ZM223 37V38H222ZM225 37V38H224ZM228 37H229V39H228ZM237 39H235V38ZM240 37H241V39H240ZM252 37V38H251ZM256 39H255V38ZM262 37V38H261ZM154 38V40H156ZM197 38H198V40L200 39V41H198L197 40ZM221 38L222 39H224V40H222V42H221ZM244 38H246V40H244V43H243V39ZM247 38L248 39H251V40H253V41H255V42H251V40H247ZM260 40H259V39ZM110 39V40H109ZM126 39V40H125ZM208 39V40H207ZM217 39V40H216ZM228 41H227V40ZM258 39V40H257ZM112 40V41H111ZM146 40H143V37H142V39H141V41H142V43H141V41L139 40V42H140V44H142L143 45V43H145L144 41H146ZM186 40V41H185ZM197 40V41H196ZM201 40H202V42H201ZM206 40V41H205ZM209 40H214L213 42L212 41H209ZM231 40V41H230ZM240 41V43H239V41ZM109 41V42H108ZM122 41H125V42H123V44H122ZM184 43H183V42ZM190 41H192V42H190ZM205 41V42H204ZM227 41V42H226ZM237 41V42H236ZM111 42H114V43H112V44H115L116 43V45H117V47H116V45H109V44H111ZM118 42V43H117ZM200 42V43H199ZM210 42H211V44H210ZM215 42V43H214ZM217 42V43H216ZM220 42V46L219 45H217L218 43ZM231 42V43H230ZM235 42V43H234ZM259 42V43H258ZM125 43H129L130 45H128V44H126V45H128L127 47H128V49H127V47H126V45H125ZM183 43V44H182ZM193 45H192V44ZM203 43L205 44V46H207L208 47V49L205 47V46H203ZM213 43V44H212ZM226 43H229V44H227L228 45V48H227V45H225ZM248 45V47H247V45ZM250 43H252L253 44V48L251 49V47H252V44H250ZM255 43H257V44H262V47H261V44H260V46L259 45H256V47H255ZM139 44V45H140ZM160 44V45H159ZM187 44V45H186ZM189 44V45H188ZM195 44V45H194ZM209 44V45H208ZM223 46H222V45ZM232 44V45H231ZM234 44H237V48H236V45H234ZM241 44V45H240ZM103 45H105V46H103ZM106 45H108V47H106ZM121 45V46H120ZM122 45H124V47L127 49V50H125L124 51V47L122 46ZM136 45V46H135ZM177 47H176V46ZM178 45H179V47H178ZM183 45V46H182ZM202 45V46H201ZM211 45V46H210ZM216 45V46H215ZM232 46V48H231V46ZM250 45H251V47H250ZM132 46H135V47H132ZM158 46H160V47H158ZM182 46V47H181ZM191 46V47H190ZM199 48H198V47ZM230 46V47H229ZM234 46V47H233ZM239 46V47H238ZM244 46H245V48H244ZM257 46L259 47V48H257ZM120 47V48H119ZM171 47V46H170ZM173 47L175 48V50L173 49ZM186 47V48H185ZM211 48V50H210V48ZM213 47L215 48V49H213ZM225 47V48H224ZM263 48V49H261V48ZM109 48V49H108ZM132 48L134 49V50H132ZM141 48H143V50L141 49ZM178 48V49H177ZM188 48H189V50L191 51H189L188 50ZM194 48H195V50H194ZM200 48H202V49H200ZM207 50H206V49ZM223 48V50H221V49ZM227 48V49H226ZM241 48V49H240ZM111 49V51H109ZM112 49H113V51H115V54L113 53V51H112ZM140 49H141V51H140ZM158 49V50H157ZM170 49V54H171V50H174V51H172V56H168L169 55V53H168V50ZM213 49V50H212ZM224 49H226V50H224ZM231 50V52H230V50ZM236 49V50H235ZM238 49V50H237ZM261 51L262 53H259V51ZM104 50H108V53H106ZM150 51H151V49H149ZM148 50V51H149ZM157 50V51H156ZM188 50V51H187ZM194 50V51H193ZM204 50H206V51H203ZM208 50H210V51H208ZM216 50V51H215ZM220 52H219V51ZM251 50L254 52H251ZM79 51V52H78ZM78 51H73V54H71L70 55V59L69 60H75L76 58L78 59V56H79V58H80V55H82V54H86V50H78ZM136 51V52H135ZM156 51V52H155ZM187 51V52H186ZM200 51V52H199ZM222 51V52H221ZM110 52V53H109ZM180 52V53H179ZM193 52L194 53H196V55L195 54H193ZM198 52V53H197ZM205 52L207 53V54H205ZM216 52V53H215ZM226 52V53H225ZM230 54H229V53ZM245 52H247V53H245ZM249 52V53H248ZM257 52V53H256ZM179 53V54H178ZM186 53V54H185ZM187 53H190V54H187ZM199 53H201L200 55H197V54H199ZM225 53V54H224ZM252 53V54H251ZM255 53L256 54H258V55H255ZM106 54L108 55L109 54V56H110V54H114V55H111V56H114L115 58H110V59H112V60H108V58H109V56L107 57L106 56ZM119 54H121L122 55V57L119 55ZM129 54V55H128ZM143 54V53H142ZM157 54V55H156ZM174 54H175V56H174ZM177 54V55H176ZM204 54H205V56H204ZM232 55V57L231 56H229V55ZM118 55V56H117ZM163 55V56H162ZM194 55H195V57L197 58H195L194 59V61H193V58L192 57H194ZM225 55V56H224ZM241 57V59H240V57ZM251 55H253V56H251ZM263 55V56H262ZM127 56H131V58L133 59V61H132V59L131 58H129V57H127ZM175 58H174V57ZM178 56V57H177ZM179 56H181V57H179ZM188 57V59H190V57L192 58V59H190L189 60V62L187 61L188 59H187V57ZM202 58H201V57ZM206 56H208V57H206ZM229 57V60L230 59H232V61L230 60H228V57ZM256 56V57H255ZM82 57V56H81ZM120 57V59H121V61L119 62V60H117L116 58H119ZM129 58V60L130 61H132V62H130L128 59H125V58ZM154 57H152V58H154ZM171 57V60L169 59L168 60V58H170ZM177 57V58H176ZM199 57V58H198ZM231 57V58H230ZM235 57H237V58H235ZM243 57H245V58H247L246 60H247V63H246V60H245V58H243ZM250 57V58H249ZM255 58L254 59V61H253V58ZM263 57V59H261ZM73 58H75V59H73ZM204 58V59H203ZM206 58H207V60H206ZM226 58H227V61H228V63H227V61H226ZM234 58V59H233ZM251 58H252V60H251ZM258 58V60L260 59V61H261V63H260V61L258 62V60L256 61V63H255V60ZM136 59V60H135ZM177 59H179V60H177ZM187 59V60H186ZM199 59V60H198ZM201 59V60H200ZM244 59V60H243ZM248 59H249V61L250 62H248ZM107 60V61H106ZM124 60H126V61H124ZM236 60V61H235ZM240 60V61H239ZM113 61H115V63L113 62ZM129 61V62H128ZM174 62V64H173V62ZM185 61V62H184ZM191 61V62H190ZM192 61H193V63H194V65L193 64H191L192 63ZM196 61V62H195ZM242 61H244V62H242ZM121 62H123V63H121ZM126 62V63H125ZM159 62H161V63H159ZM165 62V63H164ZM202 62H204V63H201ZM231 62H233V63H231ZM112 63H114L113 65H112ZM121 63V64H120ZM128 63V64H127ZM129 63H130V65H129ZM198 63V64H197ZM200 63V64H199ZM226 63V64H225ZM249 63H253V65L251 66V64L249 65ZM254 63L256 64V65H254ZM257 63H258V65H257ZM122 64H125V65H127V66H125V68H123V66H118V65H122ZM162 64H163V66H162ZM186 64H187V66H186ZM190 64V67L188 66ZM234 64H236V66L234 65ZM240 64V65H239ZM244 64H246V65H244ZM116 66V68H115V66ZM172 65V66H171ZM192 65V66H191ZM197 65V66H196ZM228 65V66H227ZM231 65H233L232 67H231ZM248 65V66H247ZM174 66V67H173ZM193 66H195V67H193ZM240 66V67H239ZM118 67H120V68H118ZM173 67V68H172ZM184 67V69H182ZM188 67V69L190 68V72H191V74H190V72H189V70L188 69H186ZM193 67V68H192ZM198 67H202L201 69L199 68L197 71H196V69L198 68ZM178 70H177V69ZM196 68V69H195ZM123 69V70H122ZM191 69H194V70H192L191 71ZM121 70V71H120ZM184 70H186V71H184ZM118 71H120V72H118ZM148 71V72H149ZM177 71V72H176ZM183 71V72H182ZM196 71V72H195ZM172 72H174V74L172 73ZM192 72L194 73V75H192ZM111 73V74H112ZM164 73V74H163ZM81 74V72H78L76 75H74L73 77H71L72 79H71V81H75V82H77L76 80H78V78H82L83 77V79H79L80 80V82H79V80H78V85H76L77 83H75V85L76 86H70V87H67V88H65L66 89V92H65V89H59L58 91H57V93H56V101H57V106L59 107V105H62V103H63V105H62V107L60 106L58 109L59 110H62V111H60V112H62L63 114H67L66 113V111L68 110L67 108H71L72 109V112L69 114L70 115V121H68V125H70V127L72 128H70L68 125H66L67 123L66 122H64V118H65V116L64 117H61V118H63L62 120H61V118H60V122H64L63 124L64 125H62L61 123H60V125L61 126H63L64 127V129H65V127H66V133L68 134V132H70L71 133V135L70 136H73V135H77L76 137L75 136H73V138L71 139V144L73 145L72 147H75L74 149H75V157H76V161L75 160H73L74 159V157L73 158H71V157H69V156H67L66 154H63L64 156H62L61 155V158H60V153H58V156H59V158H58V156H57V158H56V155H57V152H56V154H54L53 155V153H52V155L54 156H50V158L52 159H49L50 161H49V164H50V166L53 168V166L55 167V165H56V168H58V170L56 171V170H52V168H50L51 169V171L49 170L48 171V173H49V177H51V178H56V180L54 179V186L55 187H57L56 188V190L58 189V188H60L61 186H64V185H66V184H70V183H76V185L78 186V185H84V186H86V184L89 182V183H91V181H92V183H93V186H92V183L91 184H87L88 186H92L91 188H93V187H96V188H94L93 190L96 192V190L95 189H98V187H97V185L99 186V183L101 184V181L100 180H102V177H103V175H104V173H105V167L104 166H102L103 164H102V162L100 161V159H99V156H98V158H96L97 156L96 155H98L97 153L99 152H97L96 151V149L97 150H100V148H103V146H105L106 145V141H107V130H105V131H103V129L101 128V124H102V122L103 121H99V123H100V125L98 124V123H92V124H95V125H91V127H90V123H91V121L93 120V122H98V121H94V120H96L95 118L94 119H92L91 120V118H93V116L94 115H92L93 113H94V111H96L97 109H98V107H102V110H104V112L107 110V111H109V113H111V112H117L118 111V109H119V104H118V96L116 95V93H115V95L117 96V97H115L114 96V93L112 92V91H114V90H112V91H110V93H109V95L111 96V97H109L108 95H106V93H108L109 92V89H108V92H104V90H105V88H106V86L105 85H103L102 84V82L100 81L101 80V78H99V77H97V80L99 79V81H97L96 80V82L95 81H90V80H94L95 79V75H92L91 77L90 76H84V74L81 76L80 75ZM167 74H170V76L172 77H170V78H168V75ZM174 76H172V75ZM139 75H141L142 77H140ZM162 75V76H161ZM147 76H148V74H147ZM152 76V77H151ZM178 77V79H177V77ZM88 77H90V78H88ZM149 77V76H148ZM159 78V79H161L162 81L161 82H159V80L158 79H155V78ZM76 78V79H75ZM86 78V79H85ZM139 78V79H138ZM146 78V79H145ZM88 79V80H87ZM141 79V80H140ZM164 79V80H163ZM173 79V80H172ZM177 80V81H175V80ZM86 81V83L84 82V84H83V81ZM142 80H144V81H142ZM154 80H156V82L154 81ZM158 80V81H157ZM172 80V81H171ZM87 81H89V82H87ZM146 81V82H145ZM169 81H171V82H173V83H171V82H169ZM100 84H99V83ZM143 82H145L146 83V86H145V83H143ZM176 82V83H175ZM143 83V84H142ZM187 83H188V86H187ZM191 83V84H190ZM79 84L81 85V84H83V88H81V86L79 87V88H81L82 90H84L83 91V95H80V98H81V100L83 101V104H86V105H84L83 106V104H80V103H82V101L80 102V98L78 97H76L77 96V94L78 93H81L80 91H81V89L79 90L78 89V91H77V87L79 86ZM87 84H89V85H87ZM150 84V85H149ZM162 84V86L163 87H160L159 85H161ZM170 84V85H169ZM190 84V85H189ZM98 85H100V86H98ZM102 85V86H101ZM143 85V86H142ZM172 85V86H171ZM177 85H180V86H177ZM183 85V86H182ZM85 86V87H84ZM97 86H98V88H97ZM104 86V87H103ZM145 86V87H144ZM148 86H151V87H148ZM160 87V89L162 88V90H164V91H160V89H159V87ZM177 86V87H176ZM187 86V87H186ZM194 87V88H192V87ZM195 86H197V87H195ZM76 87V88H75ZM102 87V88H101ZM173 87V88H172ZM186 87V88H185ZM74 88H75V90H74ZM150 88V89H149ZM165 88V89H164ZM169 88V89H168ZM181 90H180V89ZM72 90V91H70V90ZM88 89H90V91L91 92H89V90ZM95 89H97V90H95ZM107 89V88H106ZM145 90L144 92L142 91V90ZM156 89V90H155ZM159 89V90H158ZM175 89V90H174ZM189 89V90H188ZM193 89V90H192ZM196 89H198V90H195ZM88 90V93H90L91 95L89 96L88 95V93L86 92ZM172 90H174V91H172ZM177 90H179L178 92H177ZM189 91V94H191V96H193V93H194V96L191 98V100L189 99V96H188V94L186 93L187 91ZM190 90H192V91H194L193 93H190V92H192V91H190ZM17 91H19L18 89L15 91V89H14V91L13 90H11V92H9V93H7V94H5L6 96H4V102L5 103H7V104H15V103H17V101L19 100L18 98H21V93H20V91L19 92H17ZM70 91V92H69ZM75 93H74V92ZM95 91V92H94ZM115 91H119V90H116L115 89ZM182 91H185V93L184 92H182V93H184V94H182L181 92ZM68 92H69V94H68ZM85 92H86V94H85ZM93 92V93H92ZM97 92H99V93H97ZM161 92V93H160ZM196 92H198V94L196 93ZM77 93V94H76ZM97 93V94H96ZM101 93V94H100ZM103 93H105L104 95H103ZM113 93V96L111 95ZM144 93V94H143ZM145 93H147L146 95H145ZM173 93V94H172ZM177 93V94H176ZM179 93L181 94L179 97H177L178 95H179ZM72 94V95H71ZM73 94H75V95H73ZM93 94V95H92ZM185 94H186V96H185ZM100 95V96H99ZM106 95V96H105ZM168 95V96H167ZM174 95V96H173ZM196 95H198L197 97H196ZM61 96V97H60ZM82 96V97H81ZM85 98H84V97ZM89 97V98H87V97ZM107 97V98H102V97ZM165 96V97H164ZM171 96V97H170ZM182 96V97H181ZM185 96V97H184ZM97 97H99V99L97 98ZM114 97H115V99H114ZM141 97H142V100H140L141 99ZM169 97V98H168ZM175 98V100H174V98ZM181 97V98H180ZM239 97V98H238ZM59 98H61L62 99V101H61V99H59ZM83 98H84V100L86 99L88 102H90V103H92V105L94 104V102L95 103H97V104H95V105H89L90 106V108H89V106L87 105L88 104V102L87 103H85L86 102V100L84 101L83 100ZM92 98V99H91ZM112 98V99H111ZM161 98V99H160ZM172 98V99H171ZM182 98H184V100L185 101H187V102H185V101H183V99ZM196 98V99H195ZM238 99V101H237V99ZM65 99V100H64ZM71 99V100H70ZM77 99V100H76ZM96 99V100H95ZM116 99H117V101H116ZM145 99V100H144ZM171 99V101L172 100H174V101H168V100H170ZM192 99H193V104L191 103V101H192ZM195 99V100H194ZM240 99H243V102H242V105H241V101L242 100H240ZM95 100V101H94ZM100 100V101H99ZM178 100V102H176ZM179 100H182L181 102H179ZM188 100H189V102H188ZM247 100V101H246ZM94 101V102H93ZM160 101H162L163 102V104L162 103H160ZM166 101V102H165ZM246 101V102H245ZM77 102V103H76ZM103 102V103H102ZM106 104H105V103ZM114 102H115V105H114ZM116 102H117V104H116ZM142 102V103H141ZM157 102V103H156ZM186 104H185V103ZM237 102H238V105H237ZM74 103V104H73ZM167 103V104H166ZM168 103H170V104H168ZM191 104L190 106H189V104ZM233 103L235 104L234 106H233ZM65 104V105H64ZM80 104V105H79ZM103 104V105H102ZM112 104V105H111ZM137 104V105H136ZM143 104V105H142ZM178 106H176V105ZM183 104V105H185V106H181V105ZM229 104H230V106H229ZM246 104V105H245ZM98 105H100V106H98ZM107 107H109V108H107ZM151 105V106H150ZM152 105H158L157 106V108L159 107V109H162V110H159V109H157L156 108V106H152ZM159 105H161V106H159ZM167 105H169L170 107H168ZM177 107V108H175V106ZM188 105V106H187ZM243 105H245V106H243ZM72 106V107H71ZM74 106V107H73ZM78 106V107H77ZM80 106V107H79ZM96 106V107H95ZM105 106V107H104ZM113 106V107H112ZM139 106V107H138ZM144 106V110H142L143 108L142 107ZM148 106V107H147ZM240 106V107H239ZM77 107V108H76ZM86 107H88L90 110H88V108H86ZM95 107V108H94ZM106 108V109H104V108ZM140 107L142 108V109H140ZM147 107V108H146ZM174 107V108H173ZM182 107V108H181ZM188 107V108H187ZM234 109H233V108ZM237 107V108H236ZM61 108V109H60ZM80 108V109H79ZM82 108V109H81ZM117 110V111H115V109ZM136 108V109H135ZM170 108H172V109H170ZM222 108V109H221ZM229 108V109H228ZM231 108L233 109V110H231ZM242 108V109H241ZM63 109H65V110H63ZM77 109V110H76ZM92 109H96V110H92ZM108 109H110V110H108ZM138 109H140V110H138ZM146 109H148V110H146ZM155 109V110H154ZM176 109V110H175ZM183 109V110H182ZM218 109H221V111L220 110H218ZM79 110V111H78ZM84 110H86L87 111V113H86V111H84ZM136 110H137V113H136ZM157 110V111H156ZM165 110V111H164ZM181 110V111H180ZM184 110H185V112H184ZM214 110V111H213ZM73 111H74V113H73ZM93 111V112H92ZM106 111V112H107ZM133 111H135V115L133 114ZM141 112V114H143V115H148V116H150V117H146V116H141V114H139L140 112ZM150 111V112H149ZM163 111V112H162ZM75 112H77V113H75ZM82 112V113H81ZM162 112V113H161ZM165 112V113H164ZM180 112V113H179ZM214 114H212V113ZM217 112V113H216ZM146 113V114H145ZM151 115H150V114ZM163 114L164 113V115H161V114ZM176 113V114H175ZM219 113V114H218ZM222 113V114H221ZM235 113V114H234ZM237 113V114H236ZM81 114V115H80ZM89 114V115H88ZM91 114V115H90ZM174 114H175V116L176 117H174ZM188 114V115H187ZM192 114V115H191ZM195 116H194V115ZM83 115V116H82ZM169 115V116H168ZM211 115H212V117H211ZM215 115H217V116H215ZM220 115V116H219ZM235 115V116H234ZM2 116H3V114L0 116V126L1 125H4V124H6V125H4L5 127H8V125H7V123L9 124V120H7V119H5V117L3 116V118H2ZM74 116V117H73ZM152 116V117H151ZM171 116H172V118H171ZM181 116V117H180ZM186 116H189V117H186ZM233 118H232V117ZM73 117V118H72ZM89 117V118H88ZM140 117V118H139ZM142 117V118H141ZM184 119H183V118ZM193 119H192V118ZM197 117V118H196ZM213 117H215V118H213ZM220 117V118H219ZM228 117V118H227ZM76 118V119H75ZM148 118H150L149 119V122H148ZM152 118V119H151ZM176 119V121H177V123H176V121H175V119ZM189 118V119H188ZM195 118H196V120L198 121H196L195 120ZM232 118V119H231ZM78 119H80V120H78ZM84 120V121H82V120ZM183 121H182V120ZM214 119V120H213ZM218 119V120H217ZM73 120V121H72ZM150 120H153V121H150ZM165 121V122H161V121ZM180 120V121H179ZM221 120H223V121H221ZM225 120H227V121H225ZM230 120V121H229ZM4 121V122H3ZM7 121H9V122H7ZM75 121V122H74ZM134 121V122H133ZM147 121V122H146ZM157 121H159V122H157ZM209 121V122H208ZM212 121H214V122H212ZM216 121V122H215ZM219 121V122H218ZM86 122V123H85ZM90 122V123H89ZM154 122L156 123V124H154ZM167 122V123H166ZM196 122V123H195ZM222 122V123H221ZM224 122H225V125H223L224 124ZM228 124H227V123ZM4 123V124H3ZM66 123V124H65ZM70 123V124H69ZM78 123V124H77ZM147 123H148V125H150V126H146L147 125ZM164 123V124H163ZM169 123H171V125H170V128H168L167 129V127H169ZM181 123V124H180ZM186 123H188L187 125H186ZM189 123H191V124H189ZM195 123V124H194ZM205 123H206V125H205ZM208 123H210V124H212V125H210V124H208ZM213 123H215L216 125H214ZM222 125H221V124ZM87 124V125H86ZM139 124V125H138ZM144 124H145V126H144ZM161 124V125H160ZM173 124H175V125H173ZM183 124V125H182ZM184 124H185V126H184ZM193 124V125H192ZM219 124V125H218ZM98 125V126H97ZM156 125V126H155ZM164 125V126H163ZM168 125V126H167ZM181 125V126H180ZM192 127H191V126ZM194 125H197V126H194ZM213 125H214V128H213ZM218 125V127H216ZM220 125H221V127H220ZM10 126V125H9ZM87 126V127H86ZM94 126V127H93ZM128 126V125H127ZM161 126V127H160ZM167 126V127H166ZM180 126V127H179ZM187 126H190V128L188 127L187 128ZM77 127V128H76ZM97 127V128H96ZM145 127H147V128H145ZM151 127H152V129H151ZM155 127H156V129H155ZM176 129H175V128ZM181 129H179V128ZM185 127L188 129H185ZM195 127V128H194ZM222 127H224V129L222 128ZM226 127H227V129H228V131H227V129H226ZM76 128V129H75ZM96 128V129H95ZM145 128V129H144ZM159 130H158V129ZM160 128H162V129H160ZM184 130H183V129ZM218 128V129H217ZM220 128V129H219ZM0 129H2V127H0ZM73 129H75V130H73ZM78 129V130H77ZM91 129V130H90ZM93 129H95V130H93ZM107 129V128H106ZM136 129V130H135ZM164 129H165V131H164ZM170 129V130H169ZM175 129V130H174ZM192 129H194V130H192ZM213 129V130H212ZM93 130V131H92ZM130 130H132V131H130ZM141 130V131H140ZM149 131L148 133V135H151V136H147V133H145V131ZM162 130L164 131V132H162ZM169 130V131H168ZM182 131V133L184 134V135H182V134H179V133H181V132H178V131ZM187 130V131H186ZM191 132H193V133H190V131ZM219 130V131H218ZM88 131H90V132H88ZM130 131V132H129ZM136 131H137V133H136ZM139 131V132H138ZM151 131V132H150ZM168 132V135H169V137H168V135H167V132ZM172 131V132H171ZM185 131V132H184ZM214 131V132H213ZM217 131V132H216ZM102 132V133H101ZM133 132H134V134H133ZM142 132H144V133H142ZM178 132V134H176V133ZM218 132H219V134H218ZM221 132V133H220ZM223 132V133H222ZM226 132V133H225ZM103 133H104V135H103ZM127 133V134H126ZM130 133V134H129ZM73 134V135H72ZM143 134L144 135H146V136H144V137H142L143 136ZM159 134V135H158ZM161 134V135H160ZM165 134H166V136H167V139H165L166 138V136H165ZM173 134V135H172ZM190 134L191 135H193L192 137H193V139H191L189 136H190ZM69 135V134H68ZM156 135H158V136H155ZM176 135H178V137L180 136V138L178 139L177 138V136ZM182 135V136H181ZM187 135H189V136H187ZM128 136L130 137L129 139H131V140H129L128 139ZM131 136H135V137H132L131 138ZM152 136H153V138H152ZM159 136H160V138H159ZM174 136H176L175 138H174ZM185 136H186V138H185ZM103 137V138H102ZM119 137H121V138H119ZM141 137V138H140ZM154 137L157 139V141L154 139ZM161 137H163V138H161ZM172 137V138H171ZM195 137V138H194ZM76 138V139H75ZM133 138H135L134 140V142H133ZM143 138V139H142ZM149 138V139H148ZM150 138H151V141H152V143H151V141L149 142V140H150ZM168 138H171L172 140H170V139H168ZM99 139V140H98ZM101 139V140H100ZM105 139V140H104ZM128 139V140H127ZM142 139V140H141ZM158 139H160V140H158ZM177 139V140H180L181 139V141H179V142H177V140H176V142L177 143H180V145L181 146H183V147H185V148H182L179 144H178V146H176L177 145V143L175 142V140ZM185 139V140H184ZM189 139V140H188ZM196 139V140H195ZM96 140V141H95ZM123 140V141H122ZM140 140V141H139ZM146 142V143H144V141ZM169 140V141H168ZM182 140H184V141H182ZM191 140H192V142H191ZM194 140V141H193ZM95 141V142H94ZM126 141V142H125ZM129 141H131V142H129ZM137 141H139V142H137ZM163 141V142H162ZM166 141V142H165ZM171 141H173L174 142V144H171V143H173V142H171ZM190 141V142H189ZM197 141V142H196ZM127 142H129V143H127ZM183 142H185L186 144H184ZM196 142V143H195ZM125 144V146L123 145V144ZM135 143V144H134ZM140 143H141V147H140ZM144 143V144H143ZM149 143H150V146H149V148H147L146 146H148L149 145ZM169 144V145H167V144ZM176 143V144H175ZM190 143V144H189ZM122 144V145H121ZM128 144H131V145H128ZM154 144V145H153ZM160 144L162 145L161 147H160ZM194 144H195V146H194ZM138 145V146H137ZM157 145H158V147H157ZM173 145V146H172ZM175 145V146H174ZM189 145V146H188ZM87 146V147H86ZM94 146H97L98 148H96L95 147V149H94ZM124 146V147H123ZM127 146V147H126ZM131 146V147H130ZM137 146V147H136ZM157 148H156V147ZM164 146V147H163ZM199 146V147H198ZM100 147V148H99ZM129 147V148H128ZM167 149H166V148ZM168 147H170V149H174L173 147H175V149L173 150V151H176V150H178V152L180 151V150H182V151H180L179 153H177V155H174L176 152H172L171 150H169V148ZM177 147H178V149H177ZM179 147H181V148H179ZM105 148V147H104ZM125 148V149H124ZM133 148V149H132ZM137 150H136V149ZM141 148V149H140ZM150 148H152V150L154 151H152V150H150ZM191 148H193V149H191ZM197 148H200L199 150H195V149ZM94 149V150H93ZM127 149V150H126ZM91 150H93V156H92V151ZM105 150V149H104ZM121 150V151H120ZM125 150V151H124ZM129 150V151H128ZM136 150V151H135ZM168 151L167 153L169 154H167L166 153V151H165V153L167 154H165L163 151ZM187 150V151H186ZM190 150V151H189ZM95 151H96V155L94 154L95 153ZM117 151V152H116ZM140 151H141V153H140ZM152 151V152H151ZM171 151V152H170ZM192 151V152H191ZM196 151V152H195ZM198 151H200V153L198 152ZM130 152H132V153H130ZM135 152H137V153H135ZM184 152L186 153V154H184ZM193 152H195L196 153V156H195V154L193 153ZM55 153V152H54ZM90 153V154H89ZM116 153L118 154V156L116 155ZM130 153V154H129ZM143 153V154H142ZM149 153V154H148ZM151 153V154H150ZM163 153V154H162ZM172 153V154H171ZM192 153V154H191ZM78 154H80L79 156L81 157H79L78 156ZM129 154V155H128ZM142 156H141V155ZM172 156H171V155ZM179 154V155H178ZM194 154V155H193ZM198 154V155H197ZM84 155V156H83ZM91 155V156H90ZM124 155V156H123ZM131 155V156H130ZM144 155H146V156H144ZM162 155V156H161ZM164 155V156H163ZM166 155V156H165ZM174 155V156H173ZM184 155V156H183ZM200 155V156H199ZM87 156H89V159H87L86 157ZM121 156V157H120ZM125 157V158H123V157ZM134 156V157H133ZM144 156V157H143ZM154 156V157H153ZM169 156V157H168ZM170 156H171V166L173 167V169H169V167H167V170H172V171H170V172H168L167 170H166V166L169 164V163H167V165L165 166V164H166V162H167V160H168V162H170ZM197 157L196 159L199 161V162H197V160L195 159V157ZM199 156V157H198ZM84 157H85V160H86V162H87V164L88 165H90V166H88L87 164H86V162H84L85 160H82V158L84 159ZM93 159H92V158ZM165 157H168V158H165ZM188 157V158H187ZM195 159L194 160V162H193V159ZM56 158V159H55ZM65 158H67V159H65ZM71 158V159H70ZM119 158V159H118ZM130 158V159H129ZM131 158H133V159H131ZM136 158V159H135ZM143 158L145 159V160H143ZM150 158H151V160H150ZM153 158V159H152ZM154 158L156 159V160H154ZM162 158V159H161ZM185 158H186V160H185ZM199 158V159H198ZM202 158V159H201ZM92 159V160H91ZM98 159V160H97ZM129 161H128V160ZM88 160V161H87ZM92 161L91 162V164H89L90 162L89 161ZM125 160V162H123ZM135 161V163H134V161ZM139 160H140V162H139ZM164 160L166 161L165 163H164ZM185 160V161H184ZM189 160V161H188ZM65 161V162H64ZM66 161L68 162V163H66ZM72 161H74V162H72ZM81 161H82V164H86L87 166H85V165H83L82 166V164H81ZM94 161H97V162H94ZM119 161H122L121 163L119 162ZM153 163H152V162ZM158 162V164H157V162ZM160 161V162H159ZM161 161H163V163H164V165L161 163ZM174 163H173V162ZM53 162H55V165H53V164H51V163H53ZM58 162V163H57ZM131 162H133V163H131ZM155 162V163H154ZM176 162V163H177ZM182 162H184V166H183V164H182ZM186 162H188V163H186ZM195 162H197V164L195 163ZM63 163H66V164H68V166L66 165V164H63ZM71 163H73V164H71ZM95 163V164H94ZM96 163H97V165H96ZM115 163H117V164H115ZM127 163H130V164H127ZM140 163V164H139ZM159 163H161V166L159 165ZM173 163V164H172ZM193 163H195V166H194V164ZM200 163V164H199ZM203 163V164H202ZM208 163H210V164H208ZM59 164H61V165H59ZM100 164H101V166H100ZM139 164V165H138ZM147 164V165H146ZM154 164V165H153ZM186 164V165H185ZM191 166V171H190V167H185V166ZM205 165V166H202V165ZM72 165V167H71V169L70 168H68L69 166H71ZM93 165H96V166H93ZM132 165H134V166H132ZM138 165V166H137ZM155 165H157L156 167H155ZM162 165H163V167L165 168H161L162 167ZM170 165H168V166H170ZM202 167H201V166ZM259 165H261V166H259ZM59 166V167H58ZM63 167V170H61L60 168H62ZM85 166V167H84ZM93 166V167H92ZM142 166V167H141ZM148 166H149V169H148ZM157 169V168H161V169H158V172H159V174H158V172H157V174H158V176H156L155 174H153V173H156V169L154 168V167ZM180 166H178L179 168H180ZM208 166V167H207ZM211 168H210V167ZM254 166H255V168H254ZM86 167H88L89 169H87ZM92 167V168H91ZM96 167H98V168H95ZM101 167H103V169H101ZM124 167V168H123ZM138 167H140V168H138ZM144 167V168H143ZM194 169H193V168ZM259 169H258V168ZM262 167V168H261ZM81 168V170H78V172L77 171H75V170H77V169H80ZM91 168V169H90ZM133 169V170H130V169ZM185 168V169H184ZM54 169V168H53ZM95 169V170H94ZM101 169V170H100ZM145 169V170H144ZM187 169V170H186ZM200 169V170H199ZM203 169V170H202ZM257 169V170H256ZM261 169H262V171H261ZM61 170V171H60ZM73 170V171H72ZM82 170H85V171H83V173H81L82 172ZM87 170V171H86ZM88 170L90 171V172H88ZM91 170H92V172H93V174H92V172H91ZM102 170H105V171H103V172H101ZM153 170V171H152ZM154 170H156V171H154ZM194 170V171H193ZM202 170V171H201ZM245 170V171H244ZM253 170H255V172H253ZM260 170V171H259ZM100 171V172H99ZM186 171V172H185ZM242 171V172H241ZM244 171V172H243ZM257 171V172H256ZM51 172L53 173V174H51ZM56 172V173H55ZM64 172V173H63ZM74 172H76V173H74ZM86 172V173H85ZM96 172H97V174H96ZM150 172V173H149ZM193 172V173H192ZM223 173V175H222V173ZM230 172H231V174H230ZM233 172V173H232ZM253 172V173H252ZM261 172V173H260ZM58 173H59V175H61L59 178H61L62 177V180L61 179H57L58 178ZM81 173V175H83L84 173V175L83 176H81V175H79ZM90 174L91 175V177H87V176H89L88 174ZM100 173H103V175L101 174V178H100V182H97L98 181V179H99V177H100ZM144 173H146V174H144ZM165 173V174H166ZM178 173V174H177ZM190 173V174H189ZM198 173V174H197ZM216 174V175H213V174ZM218 173V174H217ZM227 173H229V175L227 174ZM248 173H250V175L248 174ZM254 173H256L257 175H258V173L260 174V175H258V177L256 176V174H254ZM54 174H56V175H58L57 177L54 175ZM64 174V175H63ZM76 174H78V175H76ZM95 174H96V176L97 175H99V177L97 178V177H95ZM117 174H119V176L117 175ZM125 174V175H126ZM148 174V175H147ZM189 174V175H188ZM195 174V175H194ZM196 174H197V176H196ZM237 174H238V176H237ZM247 175V177H246V175ZM51 175V176H50ZM152 175H155L156 177H158V180H160V179H162L161 181H160V183L162 182L163 184H165V185H163V184H161V185H163V187H161V185L159 186V187H161V188H159L158 186H156L157 184V178L155 177L154 179H153V176ZM181 175H183V176H181ZM185 175V176H184ZM199 175V176H198ZM217 175H218V177H217ZM227 175V176H226ZM231 175V176H230ZM233 175V176H232ZM245 175V176H244ZM53 176V177H52ZM79 176L80 177H82V178H84L85 180H83L82 178V183L80 184V178H79ZM84 176H86V177H84ZM92 176H93V178H92ZM118 176V177H117ZM138 176H136L137 178H138ZM146 176H148V177H146ZM150 176H152V177H150ZM166 176V175H165ZM193 176V177H192ZM211 176H212V179H211ZM230 176V177H229ZM236 176H237V178H236ZM240 176V177H239ZM241 176H243V177H241ZM253 176V177H252ZM74 177V178H73ZM95 177V178H94ZM117 177V178H116ZM188 178L187 180H186V178ZM196 177V178H195ZM198 177H199V179H198ZM216 177V178H215ZM222 177V178H221ZM224 177V178H223ZM233 177H235V179H236V181H235V179L233 178ZM239 177V178H238ZM67 178V179H66ZM71 178H72V180H71ZM76 178V179H75ZM96 178H97V181H96ZM183 178V179H182ZM191 178H192V180H191ZM194 178V179H193ZM202 178V179H201ZM234 180H233V179ZM243 178H244V180H243ZM248 178V179H247ZM260 178H262L263 179V181H261L262 179H260ZM75 179V180H74ZM116 179V180H115ZM142 179V180H143ZM150 179H152V180H155L153 183L152 182H149V181H151ZM196 179V180H195ZM198 179V180H197ZM211 179V180H210ZM237 179L239 180V182L240 181H242V182H238L237 181ZM241 179V180H240ZM249 179H252V180H249ZM58 180V181H57ZM67 180H69V181H67ZM88 180V181H87ZM91 180V181H90ZM121 180V179H120ZM167 180L169 181V179H168V174H167ZM171 180H172V178L170 179V182H171ZM189 180H191V181H189ZM215 180V181H214ZM227 180V182H225V181ZM248 180V181H247ZM256 180V181H255ZM59 182V181H62V182H59V183H57V182ZM71 181V182H70ZM96 181V182H95ZM116 181V182H115ZM130 181H131V183H130ZM167 181V182H168ZM213 181V182H212ZM217 181H219V182H217ZM222 181V182H221ZM224 181V182H223ZM234 181V182H233ZM66 182V183H65ZM86 184H85V183ZM120 182H121V184H120ZM174 182V181H173ZM183 182V183H182ZM192 182H195V183H192ZM56 183H57V186H56ZM62 183V184H61ZM98 183V184H97ZM130 183V184H129ZM151 183V184H150ZM159 183V181H158V184H160ZM41 184L42 183H39V187H35L36 185H34V186H32L33 188H34V190H35V188H40L41 187ZM97 184V185H96ZM150 184V185H149ZM154 184H156V185H154ZM169 184H171V183H169ZM169 184H167V185H169ZM171 184V185H172ZM183 184V185H182ZM234 184V185H233ZM59 185V186H58ZM95 185V186H94ZM141 185V184H140ZM181 185V186H180ZM199 187H198V186ZM87 186V187H88ZM114 186H115V184H114ZM127 186H129V187H127ZM142 186V185H141ZM175 186H176V188H175ZM178 186H180V189H186L185 191L186 192H188V193H186L183 189H182V192H181V190L179 189V187ZM183 186V187H182ZM196 186V187H195ZM42 187H43V185H42ZM41 187V191L43 190V188ZM127 187V188H126ZM138 187L139 188H142V187H140L139 185H138ZM178 187V188H177ZM182 187V188H181ZM190 187H193V188H191V191L189 190L190 189ZM136 188H137V185H136ZM156 188V189H157ZM173 188V189H172ZM174 188H175V190H174ZM198 190H197V189ZM228 188H230V190H228ZM135 189V190H134ZM178 191H177V190ZM32 190V189H31ZM34 190H32L31 192H38V191H40L39 189H36L35 191ZM132 190L133 191H135V192H133L132 193ZM141 190H142V192H141ZM143 190H145L146 191V196H148V194H149V197H151L152 195V199H150L149 197V199L151 200H149V199H147V198H144L143 199V194L145 195V193H143ZM189 190V191H188ZM192 190H194V191H192ZM224 190V191H223ZM40 191V192H41ZM144 191V192H145ZM197 191V192H196ZM229 191V192H228ZM238 191V192H237ZM93 192V191H92ZM95 192H94V194H95ZM180 192V193H179ZM189 192H190V194H189ZM191 192H194L195 194H197V196L195 197V198H197L196 200H195V198L193 197V195H194V193H191ZM199 192V193H198ZM219 192V193H218ZM222 192V193H221ZM227 192V193H226ZM259 194H257V193ZM143 193V194H142ZM153 193V194H152ZM161 193V194H162ZM166 193V194H167ZM184 194V196L182 197V195ZM214 193V194H213ZM221 193V194H220ZM224 193H226V194H224ZM228 193L230 194V195H228ZM234 193H239V194H234ZM93 194V195H94ZM128 197H129V194H130V191H128V192H126L125 193ZM137 194V195H136ZM175 194V195H176ZM178 194L180 195V194H182V195H180L179 197H178ZM188 196V198H189V196H192V197H190L189 199L188 198H186L187 196ZM216 194H217V196H216ZM220 194V195H219ZM224 194V195H223ZM92 195V194H91ZM154 195H155V197H154ZM157 195V196H156ZM226 195H228V196H226ZM133 196V197H132ZM195 196V195H194ZM220 196H222L221 198H220ZM232 196V197H231ZM89 197V196H88ZM164 197V198H165ZM228 197V198H227ZM231 197V198H230ZM237 197V198H236ZM3 198V197H2ZM2 198H1V201L0 202H3L2 201ZM93 198H94V201H89V198H84L83 196H81L80 197V201H79V203H78V207L80 206V211L83 209V211H82V214L83 213H85L86 212V210H89L90 208V212L89 211H87V214H91V211H93L94 212V214L92 215L93 216V219L95 218V219H97V217H99V215L98 216H94L95 215V212H97V214H98V209H96L97 208V205H96V207H94L93 208V206H95V195L93 196ZM124 198L126 199V200H124ZM141 198V199H140ZM183 198V199H182ZM236 198V199H235ZM130 199L133 201L134 200V203L133 204H125L127 201V203H130L129 201H130ZM148 200V203H147V200ZM173 199V200H174ZM182 199V200H181ZM227 199V200H226ZM230 199V200H229ZM232 199V200H231ZM86 200V201H85ZM119 200V201H120ZM145 200V201H144ZM125 201V202H124ZM143 201V202H142ZM191 201V202H190ZM231 201V202H230ZM83 202H85V203H87V204H89V205H91V206H89V209H87L86 208V206H88L87 204H86V206L85 207H83L82 205H85V203L83 204ZM93 202V203H92ZM124 202V203H123ZM137 202V203H136ZM164 202V203H163ZM82 203V204H81ZM91 203V204H90ZM138 203H146V205H144V206H140V205H138ZM182 203L180 204V205H182ZM191 203V205H189ZM92 204H94V205H92ZM126 205V208H127V210H126V208H124V209H122V207H124L125 205ZM165 204V205H164ZM0 205H3L2 203H0ZM189 205V206H188ZM200 205V206H199ZM81 206L83 207L82 209H81ZM147 206H148V208H147ZM1 208H3L2 206H0ZM168 207V206H167ZM169 207H168V209H169ZM188 207H190V208H188ZM202 207V208H201ZM254 207V208H253ZM257 207V208H256ZM259 207V208H258ZM86 210H85V209ZM250 208V209H249ZM94 209V210H93ZM148 209V210H147ZM202 209H203V211H202ZM255 209V210H254ZM257 209V210H256ZM1 210V209H0ZM84 210H85V212H84ZM96 210V211H95ZM124 210H126V211H124ZM135 210V211H134ZM152 210H153V212H152ZM155 210V211H154ZM163 212H162V211ZM206 210V211H205ZM213 210V211H212ZM41 212H43V211H40V213ZM89 212V213H88ZM128 212V213H127ZM130 212V213H129ZM134 212V213H133ZM159 212H162V213H159ZM169 212V213H170ZM3 213V214H2ZM117 214H119L120 212H116ZM115 213V214H116ZM132 213V214H131ZM148 213H152V215L151 216H149L150 214H148ZM166 213V215L164 216V217H166L168 214ZM116 214V215H117ZM140 214H141V212H140ZM185 214H187V216L185 215ZM121 215V214H120ZM124 215H122V216H124ZM207 215H209L208 217H207ZM91 216V217H92ZM133 216V217H134ZM169 216V217H170ZM172 216H174V218L172 217ZM177 216H178V219L180 218V220H181V222L179 223V221H178V224H177V222L175 223V220H178V219H175V218H177ZM204 216V217H203ZM29 218L30 217V219H27V218ZM132 217V218H133ZM168 217V216H167ZM166 217V218H167ZM168 217V218H169ZM191 217H192V219H191ZM207 217V218H206ZM0 225H1V223H3V221H4V210H2L1 212H0ZM25 218L28 220H26L25 219V221H26V223L25 224H27L28 222H29V220H34V219H32L33 218V215H32V217L31 216H29V215H26L25 216ZM139 218V219H138ZM147 220H146V219ZM158 218L162 221V222H160L159 224H158ZM168 218H167V221H168ZM189 218H190V220H189ZM92 219V220H93ZM171 219V220H172ZM195 219V220H194ZM132 220V219H131ZM136 220V221H137ZM159 220V221H160ZM164 220H165V218H164ZM183 220H185V219H183ZM94 221V220H93ZM96 221V220H95ZM130 221V219L128 218V222ZM146 221L148 222L147 223V225H148V229H147V225H146ZM155 221H157L156 223L157 224H155ZM175 223V224H174ZM127 224V223H126ZM149 224H151L152 226H154L155 225V229H154V227L152 228V226H150ZM154 224V225H153ZM174 224V225H173ZM195 224V223H194ZM195 226V225H194ZM24 227H25V225H24ZM163 227H161V225L159 226V228H157V229H161L162 230V233H163ZM176 227V228H175ZM145 228H146V230H145ZM1 229H3V228H0V231H1ZM157 229H156V233H154V231H153V233H154V235H161V232H160V234H159V231H161V230H159L158 231V233H157ZM139 230H137V231H139ZM172 230V231H171ZM204 230H206V232L204 233ZM133 232V234H135V235H137V236H135V238L136 237H139V236H141L143 233V236H145V232L143 231V233L141 234L140 232V234H138V232ZM147 232V231H146ZM189 234H188V233ZM198 232V233H197ZM148 233H150V232H148ZM148 233H146V235L148 236ZM153 233H152V235L150 234V237H153L154 235H153ZM199 234V235H198ZM139 235V236H138ZM170 235V236H169ZM168 236H167V234H166V239L168 238L169 240H171V241H173L172 240V238H171V234H169ZM174 235V236H175ZM183 235V234H182ZM156 236H154V238L152 239V240H154L155 239V237ZM162 237L163 236H165L164 235V233H163V235H161ZM161 236H160V238H161ZM184 236V235H183ZM183 236H182V238H183ZM198 236H200L201 238H197ZM149 236H148V241L149 242H151L150 241V238ZM157 237H159V236H157ZM156 237V238H157ZM173 237V236H172ZM176 237V238H177ZM203 237H204V239H203ZM139 238H141V239H143V237H139ZM139 238H137V239H139ZM164 238V239H165ZM171 238V239H170ZM182 238H180V239H182ZM213 238V239H212ZM140 239V240H141ZM146 239L147 238H145V239H143V240H141V242H143V241H145V243L147 242L146 241ZM158 239V238H157ZM167 239V240H168ZM175 239V238H174ZM194 239V240H193ZM201 239H202V242H201ZM131 240V239H130ZM156 240V239H155ZM153 241V242H155V244H154V246L153 245H151V244H146V245H143V246H146V248L147 249H150V248H148V246L149 245H151L152 247H155L157 244L156 243H159L158 245H160L161 243H162V240H163V238H162V240L161 239H159V240H161V241ZM167 241V242H170V241ZM212 240H213V242H212ZM218 240V241H217ZM132 241V240H131ZM163 241H165V240H163ZM177 241H178V238H177ZM214 241H216L217 242V244H216V242H214ZM161 242V243H160ZM166 242V241H165ZM165 242H163L162 244H163V246L161 247V248H164V244H165V246H166V249H168V251H169V253H170V250H173L172 248H174L176 245L174 244V243H176V241H174L172 244H171V242L169 243L170 245H173V246H170L169 244H168V248H167V242L165 243ZM181 242H182V240H181ZM180 242V243H181ZM144 243V242H143ZM161 244V245H162ZM181 244H183V243H181ZM201 244V245H200ZM148 245V246H147ZM186 245H187V247H186ZM190 245H192V248H193V246H194V248L196 249H194L195 250V252L193 251V250H191L190 249ZM160 247H155V248H157V249H155V250H153L152 249V251H155L156 252V250L157 251H159L158 250V248L159 249H161ZM170 247H172V248H170ZM185 247L186 248H188V250L190 249L191 251H193V253L191 254V252L189 253V251L187 252V250H185ZM145 247H144V249H146ZM170 248V249H169ZM146 249V250H147ZM175 249V248H174ZM145 250V251H146ZM163 250H165V249H163ZM202 250V251H201ZM161 251H162V249H161ZM160 251V254L162 253ZM167 251V250H166ZM165 251V252H166ZM168 251L166 252V254L164 253V251H163V253H164V256L163 255H160V257L162 256V257H165V255H167V253H168ZM146 253H148V252H146ZM157 253V252H156ZM171 253H172V251H171ZM189 253V254H188ZM201 253V254H200ZM203 253V254H202ZM149 255H152L150 252L148 253ZM148 254H146V256H148ZM195 254V255H196ZM158 255V256H159ZM170 254H168V256H169ZM191 255V256H190ZM195 255H193V257L195 256ZM199 255H196L194 258H192V259H195L196 258V260H197V258H198V262H196V260H195V263L197 264H201V263H199L200 261V256ZM157 256V258L159 259V257ZM165 257L164 258V260L166 261V263H168L169 262V264H172V263H170V261L168 260V258L171 260V258L170 257ZM212 256V257H211ZM184 258V263L186 264V262H188V260L187 259H185ZM202 258H203V260H202ZM204 258H207L206 260L204 259ZM161 259H163V258H160V261H161ZM191 259V258H190ZM189 259V260H190ZM208 259H209V261H211V262H209L208 261ZM167 260H168V262H167ZM185 260H187V261H185ZM159 261V260H158ZM159 261V262H160ZM164 261V262H165ZM172 261H174V260H171V262ZM192 261H194V260H191V263L190 262H188V264L190 263V264H194V262H192ZM207 261V262H206ZM161 262H163V260L161 261ZM160 262V263H161ZM163 262V263H164ZM209 262V263H208ZM162 263V264H163ZM165 263V264H166ZM174 263V262H173Z\"/></svg>", "mask_w": 264, "mask_h": 264}]
</instances>
